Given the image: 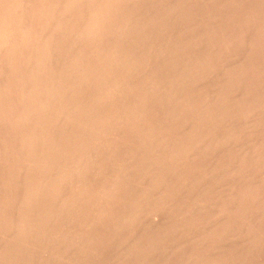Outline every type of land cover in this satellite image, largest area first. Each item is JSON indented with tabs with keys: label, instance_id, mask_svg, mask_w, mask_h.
<instances>
[{
	"label": "rangeland",
	"instance_id": "1",
	"mask_svg": "<svg viewBox=\"0 0 264 264\" xmlns=\"http://www.w3.org/2000/svg\"><path fill=\"white\" fill-rule=\"evenodd\" d=\"M45 1L51 2L53 0H48V1L45 0ZM57 1L55 0L54 3L55 2H57V4L61 3L58 6L56 4L57 8H59V7L61 8V5L63 4L64 0L63 1L57 0ZM105 1L107 2L109 0H105ZM118 1L112 0L111 4L108 2L109 8H107V9H106V7H108V4H105L106 2L103 3V6H105V7L101 6L102 5L101 2H104V0H82L77 5L74 4L76 7V8H74L75 12L78 15L81 14V12H82L81 15H83V17H89L90 14H95L96 11L93 10L94 12H92V9H95L98 11V13H96L98 15L95 14L94 17L96 18V16H97V18H98V16L102 15V13H101L102 10H100V9L105 8V9H103V11L107 12V10L112 9L111 5H114L113 6L114 10H112V11L116 10V12L117 11L119 12L122 10L120 13H122L124 11L123 14H120V15L124 16V17L122 16V19H124L126 22L125 21H123V22L125 24H127L128 29H129V30L127 29V26L124 29V31L125 30L129 31V33H127V32L125 33V36L129 35L126 37L127 40L123 39V36L120 35L119 32L116 33L118 38H114V37H116V35L114 36V32H112L113 31L112 25H110L111 29H108L109 30V32L107 33L108 36H104V37H106V38H104L106 40L101 39L102 41H100V40H98L99 38H96L97 42L100 41V42H98L99 44H97L99 46L97 48V51L99 49L104 54L105 52L108 51V49L106 50V48H105L106 46L111 47V48H112V46H114L113 47V49H114L115 44H116V45H118L116 47H119L120 49H121L120 46H122V47L125 46V48L123 47L121 49V51L123 50V51H127V53H132L134 50L135 53L133 52L132 55H134V56L138 55L137 57L135 56V58H137V59H134L135 60L134 63H136L137 65L140 64V65H138V67H136L137 66L136 64L134 65L136 68H138V70L136 71V72H138V74L137 73L135 75H134V73H132V74L129 73L128 75L126 74L127 79H125V78H123V79L128 80V81L126 82L127 84L125 83V84H123V86L121 85V90L119 89L120 85L118 87L115 85L116 82H112V81H114L113 76L110 77L111 78L110 80L108 78H106V76H105V79H106L105 84H102L100 82V84L98 85V83L96 82V84L99 87L102 86V89H101V87L99 89V87L95 84L97 86L98 92H99V90L100 91L105 90V89H103V85H104V87H107V89H106L107 91L110 89V91H108V92L105 91V92L109 93V95L107 93L106 94L110 97L111 102H109V100H107V102H108L107 103V102H105L106 99H102V101H99L100 106L98 105L99 107H101L100 109H99V107H93L90 105L91 103L89 101L93 98V97L91 98V96H90V98H91L90 100H86V101L84 100L83 101L84 98L86 99L87 93H88V95H87L88 99H89V94H91L88 90V87H89L90 91L92 90V87L89 86V84L91 82L90 81L88 82V80H90V79L93 80L96 77L95 78L92 77L89 79H88V77H86L87 79L83 78V81L87 80L86 81L87 83L84 81L85 82L84 84H88L86 86L84 84H81L83 82V81L81 82V80H79L80 83H74L73 82V81L76 82L78 79H82V77L80 78V76L77 78V76L72 75L74 78L77 79V80L72 79L73 81H71V78H69V80H67L66 78H68V77L65 78V76H64L63 78L60 77L61 81L59 80V84L57 83L58 85L56 86L55 84H56V82H58L57 81L58 78L57 79H54V78L56 76L57 77H59V76L56 74V71L54 70L56 76L54 77V75H53L52 77H54V78H51L49 76L50 78L48 80L54 79L55 82L51 81V80L50 81L53 82V84H54L53 86L57 87V89H55V87H54V89L56 90V92H55V90L53 89V86L50 85L49 81H46L48 77H43L44 75L41 74V76L40 75L38 76L40 81H41V79L46 78V80L43 79V81H41V82H46V85L48 86V84H49L53 90L52 91L51 87L48 86L51 90V93L46 94L48 87L46 86L47 87V89H46L45 85H43V83H42V84H39L41 86L39 89V86L37 85L39 82L37 80L38 78L36 77L37 79H33L34 75L32 74L31 71L28 70L30 65H31L30 63H29L30 65H29V64H26V62H23L20 60L18 61L19 63L17 65L19 66L20 62H22V65H20L21 67L20 66L19 67L21 69L23 68L22 70L20 69L21 73H22L21 74L19 72L20 76L19 75L17 76V74L16 75L13 74V75H11L10 79L9 78L7 79V81H5L6 79L3 77L4 75L0 76V86L1 85L3 86V87L2 86L0 87V89L2 90L0 93L3 94V95L2 94L0 95V103L2 105L4 104L3 106L0 104V106H1L0 108L3 110V111H1V109H0V116H1L0 117V125H1L0 129L2 130V131L0 130V132H1L0 133V135H1V137H0V140H1L0 141V145H1L0 150L2 152L4 151L3 155H4V153L5 154L8 153V155L10 157H12L11 159H9L8 158L9 156L7 157L6 156L7 154H6V155H4L5 157L3 156V159H5V160H3V162L2 161L0 162V163H6L9 159V161L7 163L10 164V162H11V164H12V165L10 164V166H8L6 163V165L3 164L4 167H0V170H1L0 175L2 176V178H4V179H2L3 181L0 180V182L1 183L3 182V184H7V185H2L0 183V190L3 189L4 193L2 192L3 190L0 192H2L3 196L8 194V196H6V198L8 197V201L10 202L9 204H7V206L5 208H7V207L8 208L10 207V209L13 208L11 210L8 209L9 213L14 211L15 214L17 213L16 216H18L19 207L22 206V203H23L22 202L23 201L22 196L24 197L23 191L25 188L22 189L21 194L19 193L20 195H18L17 192H20L21 191L20 189L22 187L28 185V179L25 176L28 175V173H29L28 169H27L29 166L28 165L29 163L27 162L28 166L25 164L26 162L21 163L22 162L21 160L25 161V159L27 158L26 157L24 159L26 151H25L24 147L22 146V144L25 141H27L26 139H32L34 137V135L31 133V131L34 132L36 136L37 135L40 136L38 138L35 136L37 138L36 140H40V139L43 140L44 137L45 138L48 137L50 139H55V137H57L55 141H59L58 140L59 138H61L60 141H62V139L64 137L63 142H66V141H69V142H76L77 141V142H79L81 140L84 141V139H86L85 141H87L88 139L90 141H95V140L98 141L99 140L98 138H102L99 141L101 142V140H102L106 144V145L103 144L104 147L102 149V153H101V151L98 152V154H100V157H102V158H100L96 152H95L96 154H94L93 151H95V150L90 149L92 151H88L87 153H92L95 156L97 155L98 157L92 156V154L91 155L90 154H88V155L84 154V155L86 158L89 157V155H90L91 157H89V158L91 160L93 158L94 159L96 158V162H94L95 161L94 159H93V161H91L89 158H87V160H88L87 161L85 157H77V158L75 157V159H74L76 161V159L81 158V159H78L79 162H81V161L83 162V160H84L83 164H85L86 167L88 166V164L91 165L90 168H92V169H90L88 166V168H87L88 173L86 174L87 179H84L80 175L82 177V179L79 180L80 177H78L77 173H80V172L82 173V170H79L80 172L78 171V169H81L82 165L80 167H77V169L75 170V172H77L76 173L77 176L75 175V177L73 178L76 181L73 180L74 181L73 182L74 187L72 185V181H70L71 182V188H75V191H77V192L79 190L83 191V190H85L84 188L87 186V184H88L87 187H89V186L91 187V185L93 183L96 184V186H97V185L101 184V183L98 184V182L101 181L102 183L105 184L104 187L107 190L106 191V194H107L106 197H108V198H106L104 196V194H105L104 190L105 189H103L104 194L102 192V194H103L102 196L105 198L101 197V195H100V197L102 199L99 198L100 200L99 201L97 200L98 202L97 201H95V203L93 202L95 205H96V203H98V204L102 203L103 205L102 204L96 205V207L98 206L97 209H99L101 207L100 208L101 210H97L96 207L91 202H90V204H88V205H90V207H92V206L95 207V211L97 210L96 213L98 215L95 214V211H94V213H93L95 215L94 218L96 219L97 222L94 221L95 222L94 223L93 220H95V219L91 216L88 219V221L86 222L88 224L87 226H85L86 224H84V223H83L84 225L82 226L76 220L79 219L80 217L82 218V216H83L80 214V212H81L80 209L84 208V207L81 208V206H83L82 204H87L86 201L89 203V201H91V199L87 200L86 198H83V201H81L82 199L79 198L80 201L76 200V202H74L75 206L72 204V206L70 208V205H69V208H70L69 211H71L72 214L74 212L73 218H75V221H71V222L76 223V224L78 223L79 225L82 226L81 227L82 229L80 227H78V225H76V224H75L76 227L74 228L73 223L71 224V225H73V227H71V225H67L68 223L70 224V222H68L67 220H65V222H67V223H64L63 225H66L67 228H71L70 231L73 229H76V228H78V229L80 228L78 230L77 235H80V233H81L82 236L80 235L79 237H75L73 235L75 238H79V239H73L71 241V243H72V245H74L75 243H77V244L79 243L78 246H80V247L76 248L75 247V246H77V244H76L74 246V248H75V250L80 249L81 251L84 248L83 252L85 250V247L87 248V246H88V249H87L88 253H86L87 255L85 254V252L84 253L82 252V253L84 255H86L85 260L88 258V256H90L87 259L88 263L87 262L84 263L83 262L84 258L80 255H77L79 253L78 251H80V250H77L76 255L80 256L77 258L73 252L74 249L72 248V253L76 257L73 259V262H75L74 260L77 259V261L73 264H80V263L81 264H91L90 262H92V264L93 263L94 264H96V263L97 264H99V263L108 264V261H109V264H120L122 262L126 264V262L127 263L131 262V260L133 258H135L134 260H132V261H135V262H133L134 264H136L137 262L139 263V261L140 262L143 261V262H141V264L142 263L147 264L146 262H148V261H145L146 259L149 260V262H151L152 264H178V263L179 264H195V263L196 264L197 263L198 264H203V263L204 264H225V263L226 264H264V258H263L264 257V240H263L264 239V0H181V1L180 0H148V1L147 0H139V1L135 0L136 2L134 0H128V1L127 0H125V1L118 0ZM155 1H156V4H155ZM66 2H64V5ZM110 2H111V0H110ZM113 2L116 3V5ZM132 2H134V3H132ZM86 3H87V5H86ZM94 3H95V5H94ZM122 4H123V6H122ZM98 5H99L100 9L97 8ZM136 5H137V7H136ZM142 5H144V6L142 7ZM115 6H116V8H114ZM119 6L122 8H120ZM93 7H95V8H93ZM199 7H201V8H199ZM188 8H189V10H188ZM88 9H90L91 11ZM128 9H129V11H127ZM154 9H156V10H154ZM87 10L90 11L89 15H88ZM110 11L111 10H109L108 11L109 13L107 12V14H110ZM56 12L59 16V13L60 14L63 13L62 8H61V10L60 9L56 10ZM136 12H137V14H136ZM186 12H188V13H186ZM76 13H74V15H76ZM57 14L56 15L52 14L53 19L55 17H57ZM65 14L67 16H65ZM156 14H157V16H156ZM68 15H70V16H68ZM71 15H72V17H71ZM74 15L69 14V13L67 14L65 12L63 19H65V18L66 19L63 20L61 18L63 16V14H62V16L57 17L58 19L61 18L62 21L57 20V18H55V20H54L55 22H52L53 20H51V22H50L51 27L53 26L52 23H54V25H55L57 22L61 23V24L65 23L68 25V23L74 21V19H75ZM78 15L76 17L77 22L81 21L83 19V17L81 15H79V16ZM91 16H93V15H91ZM70 17L72 19H70ZM78 18H81V19H78ZM69 20H72V21H69ZM83 20L86 21L87 18H84ZM162 20L164 23L161 22ZM141 21H143V22H141ZM75 22H76V19H75L74 23ZM144 22H145V24H144ZM155 22H157V23H155ZM163 26H165V27H163ZM36 28H37V26H36ZM41 28L42 27H40L39 29L37 28L38 30H37L36 34L33 33L31 36L32 38L29 39L30 42L32 41L33 43L30 44L29 50L26 51L27 56L34 54L37 51L39 52L38 49H40L42 47L43 42H44V41L42 42L41 40L43 39L46 41L47 39H50L47 36V34L54 36L53 38H56L55 39L56 42L58 41L57 38H59L61 36V34L59 35L58 32H56V34H55V32H52V33L50 32V34L46 33V32H49V31H47L48 29L46 28L47 30L45 31V30H41ZM134 28H135V30H134ZM178 28H180V29H178ZM187 29H189V30H187ZM44 31H45V33H44ZM180 31H181V33H180ZM110 32L112 34H110ZM205 32H207V34H205ZM191 35H193V36L191 37ZM70 36L74 37L72 34ZM125 36H124V38H125ZM72 37H69V35L66 37V38L71 40L72 44H74V47L76 46L75 48H73L71 46L72 44L70 45L72 48L70 50V55L67 54V55H69V57L71 56V53L72 54L74 53L73 56L78 54L79 53V47H81L82 46L81 43H83V40L81 41V39L79 38V41H78L76 38L77 45H75L76 41ZM119 37H120V39H119ZM136 37L138 38V40ZM188 37H189V39H188ZM90 38L92 39V36H90L88 39H90ZM178 38H181L182 40L178 39ZM117 39H119V41ZM38 40H40V41H38ZM115 40H117V42ZM62 41H63V39H61V42L59 45L63 44ZM80 41H81V43H80ZM103 41H105L106 45L104 44ZM107 42H109V43H107ZM132 42H135V44ZM119 43H122V45H120ZM169 43H171V44H169ZM39 44H42V45H40L41 47L39 46ZM78 44H81V45L79 46ZM181 44L183 46H181ZM128 45H130V46H128ZM133 45L138 50L136 48H133ZM151 45L153 46V48ZM100 47H102V48H100ZM128 48H129V50H128ZM72 49L73 50L78 49V52H73ZM30 50H32V52L34 51V53H31ZM146 50H147L148 54H147ZM154 50H155V54H154L155 56L153 55ZM28 51L30 52L29 54H28ZM64 51H65V52H63L64 54H61L62 58H64L63 60H62V58L60 60V58L55 59V56H54V58H53V56H50L51 57L50 59H53L54 63H55L54 64L51 61L52 62L51 65H53L52 67L54 69L57 66L59 67V65L61 66V64L58 63L59 61H61V63H62V62H65L64 61L65 58L67 59V56L64 57V55H66L65 54L66 50H64ZM156 51H157V54H156ZM191 51H192V53H191ZM142 52L145 56L142 54ZM178 52L179 53L182 52V53L179 55ZM211 52L213 55L211 54ZM20 53L23 55L25 53V51L23 53V50H22V52H20ZM123 53H125V52H123ZM88 54L91 56L87 55V53H86L87 56L85 55V57H89V59L92 57V55H93L92 58L95 57L93 53H88ZM24 56H26V55L24 54ZM59 56H57V57H59ZM134 56H132V59L134 58ZM158 56H159V58H158ZM175 56H176V58H174ZM179 56H180V58H179ZM57 59H59V60L57 61ZM94 59L93 60L91 59V60L94 61ZM168 59H169V63H168ZM172 59H174V60H172ZM201 60H202V62H200ZM205 60H207V61H205ZM174 62H175V64H174ZM157 63H159L160 66L157 65ZM191 63H192V65H191ZM24 64H26V67L23 66ZM54 65H57V66H54ZM139 66H141V68ZM19 67H17V68H19ZM24 67L27 69L24 70ZM162 67L164 69H162ZM191 69H192V71H191ZM23 70H24V72H23ZM27 71H29V72H27ZM50 72H53V71L50 70ZM174 73H176V74H174ZM196 73H198V74H196ZM117 75H120V73ZM141 75H142V77H141ZM13 76H15L14 77V81L16 80L15 83H14V81L11 80V79H13ZM98 77H100V76H98ZM177 77H178V79H177ZM180 77H183L184 79H182ZM196 78H198V79H196ZM1 79H2V81H1ZM24 79H26V80H24ZM62 79L65 82L64 87H65V85L66 86L68 85L66 83V81L68 83H69V81H71V83L73 82L76 89L78 86L79 87L82 86L80 90L83 94L80 92V90L78 91V90L74 89V86L72 84H71L73 86L72 89H70L71 86L69 87V85H68V89H66V87H65L66 90L62 89V87H60V86H62L61 85ZM193 79L195 82L193 81ZM27 80H29V81H27ZM129 81L132 84H130ZM32 82L35 83L37 86L34 85ZM41 82H39V83H41ZM208 82H210V83H208ZM93 83H94V80H93ZM93 83L90 85H93V87L95 89L96 86ZM154 83L156 85H154ZM158 83H160L161 85H158ZM170 83H171V85H170ZM19 85H21L22 87ZM33 85L36 86V89ZM144 85H145L146 89H145ZM171 86H173V87H171ZM20 87H21L22 91H21ZM26 87H27V89H26ZM79 87H78V89H79ZM84 87H85V89L87 87V89L85 90ZM124 87H125V89H124ZM129 87H131V89H129ZM154 87H155V89H154ZM166 87L168 90L166 89ZM187 87H188V89H187ZM12 89H16V90H12ZM82 89H84V91H82ZM148 89H150V90H148ZM169 89H171V90L169 91ZM30 90H32V91H30ZM95 90H93V93H95V94L92 93L91 94L92 96H94V95H96V93H98ZM154 90H155V92H154ZM64 91H67L68 95H70L72 93H73V95H70V97H68L67 92L64 93ZM103 91H102V94H104L105 95L104 97L107 98L108 96ZM20 92H21V94H19ZM85 92H87V93L85 94ZM114 92H116L115 93L116 95L115 94L113 95ZM58 93H61V95H59ZM77 93H80V97L82 98V101L79 99L80 98L79 96H78L79 98L77 97ZM183 93H185V94H183ZM18 94L22 95L24 97V99L22 98V96L20 97ZM64 94H66V95H64ZM74 94H76V96H74ZM129 94L132 96H130ZM187 95H189V96H187ZM192 95L193 96L195 95V96L193 97ZM199 95L201 98H199ZM28 97H29V99H28ZM51 97H52V99H51ZM181 97H183V98H181ZM184 97H186L188 100ZM16 98H18L19 100ZM41 98H43V99L45 98V99H49V100H46V102H45ZM118 98H120V99H118ZM39 99H41V100H39ZM117 99L121 100V103L123 102L121 107H120V105H119L120 103L118 102ZM123 99H125V100L123 101ZM4 100H6V101L10 100V101L6 102ZM23 100H25V101H23ZM29 100H31L30 103L29 102L27 103V101H29ZM33 100L35 102H44L47 104H49V102H50V104L54 103V101H55V103L58 102L57 104L63 103L62 105L65 104L67 106L66 107H60L59 109H56V111H55V109L53 110V107L55 104L54 103L53 106L51 107L52 109L46 107V109L43 110L48 114L47 115L43 112L44 113V116H43L37 112H32V110L30 111V109H28L31 106L30 104L34 103ZM52 100H54V101H52ZM103 101L105 102L104 104H106V105L103 104ZM116 101H117V103H119L118 105H116L117 104ZM189 101H191V102H189ZM112 102L114 104H112ZM163 102L166 104H164ZM109 103L112 104L113 108L114 109L116 108L117 110L115 109L116 110L115 111L113 108L111 109L112 105H109ZM125 103L128 106H130L131 104H133V105L130 106L129 108H128V106H126L127 107L126 108L124 105ZM26 104L27 105L29 104L30 106L29 105L27 106ZM57 104H55V107ZM102 104L104 106H101ZM144 104H145V106H144ZM169 104H171V105H169ZM24 105H26L28 107V108L26 107V109H28L29 112H28V110H26V112H24L25 111ZM105 106H106V108H105ZM102 107H103V109H102ZM143 107L144 108L146 107L145 109H147V110H145ZM168 107H170V108H168ZM6 108H8V110ZM61 108H62V110H61ZM78 108L79 109L81 108V109L79 110ZM68 109H71L73 112L71 113V110L68 111ZM122 109H124V110L122 111ZM135 109H136V112L138 113L137 116H136V112L134 113ZM21 110L24 114L30 113L28 115H31V114L32 115L28 116L29 118L25 119L23 117L24 114L21 113ZM59 110L61 112L65 110L66 112L65 111L62 112L63 115H61L62 113L59 112ZM125 110H126L127 114L125 113ZM117 111H119L118 113H120V114H117ZM120 111H122V113ZM128 111H129V113H128ZM140 111H142V113ZM1 113H2V115H1ZM36 113L38 114V116H40V118L35 119V118H37V117H34V115ZM65 113H67L66 114L67 116L65 115ZM73 113H75L74 115H76L75 116L76 118L78 116V118L81 120L84 117V115L88 116L89 118L84 117L82 122L80 120L81 123L80 122L78 123L79 120H76V118H74ZM93 113H95V114H93ZM123 113H125L124 117H123ZM78 114H81V115H78ZM96 114H97V116H96ZM107 114L108 115L113 114V115L110 118V115L107 116ZM114 114H115V116H114ZM50 115H54L55 117L54 116L51 117ZM64 115L68 118L66 119V117H64ZM71 115L73 116V118ZM20 116H21V118H20ZM41 116H43V117H41ZM117 116L120 117V119ZM22 117L25 120H27V124H26V122H24L25 120L23 121ZM25 117H27V116H25ZM30 117H32V118H30ZM33 117H34V119H33ZM99 117H102V119L100 118L101 119L100 120ZM122 117H123V119H122ZM136 117H137V119H136ZM1 118H3V119L5 118L6 120L5 119L2 120ZM71 118L74 119V122L71 120ZM112 118L114 120H112ZM126 118H128V119L126 120ZM129 118H130V120H129ZM8 119L10 121H8ZM40 119L45 120V122H44L45 125L43 124V121H41ZM18 120L19 121L21 120L22 122L20 121L21 122L20 123ZM89 120H90L91 124H92V122L93 123L97 122V123H95L94 125L92 124L93 126L87 127V125H91L90 123H88ZM115 120L117 121V124L115 123ZM3 121H5V122H3ZM33 121H35V122H33ZM66 121H68L69 123ZM83 121H84V123L85 122H87V123H85V125H83L84 124ZM99 122L103 123L105 126H103V124L102 125L98 124ZM128 122H130L131 125ZM3 123H4V126H3ZM113 123H115V124L113 125ZM50 124H51V129H50ZM52 124H53V126H52ZM13 125L15 127H13ZM23 125L26 127H23ZM47 125L49 128H47ZM60 125H61V127H59ZM72 125L73 126L76 125L77 128H75L76 126L73 127ZM112 125H113V127H112ZM122 125L124 126V128L122 127ZM20 126H22V127H20ZM30 127H31V129H30ZM69 127H71V128H69ZM94 127H97V128H95L96 134H94V130L92 129ZM117 127H118V129L115 130L114 128H117ZM153 127H154V129H153ZM88 128L91 129L93 132L91 131L92 132L91 133ZM143 128H144V130H142ZM195 128H196V130H195ZM44 129H46L47 131H44ZM74 129L75 130L78 129V130L75 132ZM79 129H82V130L84 129V130L80 131ZM87 129H88V131H87ZM96 129H101L102 132H100L101 130L98 131L99 135L105 134L106 137H104V136L100 137L98 135ZM41 130H43V132L44 133L46 132V133L44 135H42L43 132ZM114 130H115V132H114ZM150 130H151V132H150ZM199 130H202V131H199ZM51 131L52 132L55 131V132L52 133ZM62 131H63V133H62ZM204 131H205V133H204ZM29 132L31 133V135H33L32 138H30L31 135L26 136L27 133L29 134ZM153 132H155V133H153ZM185 132L187 134H185ZM189 133H190V135L191 134L192 135L190 136ZM50 134H52V135L50 136ZM132 134H134V135H132ZM62 135H63V137H62ZM65 135H69L70 137L65 136ZM78 135H80V136L78 137ZM88 135H91V136H88ZM92 135L95 138H96V136H98V138L94 140V137ZM154 135H155V137H154ZM5 136H8V137H5ZM25 136H26V138L24 139ZM86 136L88 137V139ZM149 136H150V138H149ZM9 137L11 140L9 139ZM65 137L66 138L69 137V138H67L69 140H66ZM77 137L80 139H78ZM48 138L46 140H49ZM70 138H72V139L76 138V139L72 141V139H70ZM90 138H92V139H90ZM129 138H131V139L129 140ZM19 139L24 140V142L20 141ZM34 139L35 138H33V140ZM153 139L156 142H154ZM18 140H19V142H18ZM114 140H116L117 142ZM152 140H153L154 144L152 143ZM157 140H159V142ZM200 140H202V141H200ZM49 141H53V140H49ZM108 141L110 143H112V142L113 143L110 144V143H108ZM148 141H151V142H148ZM1 142H2V144H1ZM20 142H22V144ZM226 142H228V143H226ZM18 143L20 145H17ZM114 143H116V144H114ZM10 144L13 146H10ZM17 146L18 147L20 146L21 148L18 149ZM156 146H157V148H156ZM164 146H166L169 149H167ZM175 146H176V150H175ZM208 146H209V148H208ZM15 147H16V149H15ZM170 147H172V148H170ZM228 147H229V149H228ZM5 148L8 149V151L5 150ZM106 148L108 150H110L109 152L111 153V157L113 156L112 158H110V160H109V158H107L110 156V154H109V152H107V154H106V151H107ZM178 148H182V149L177 150ZM17 149L21 152H19ZM21 149H23L24 152H22ZM163 149H165V150H163ZM16 150H17V152H16ZM133 152H134V154H133ZM18 153H19V155H18ZM20 153H22V154H20ZM112 153H114V155ZM144 153H145V155H144ZM173 153H175V154H173ZM27 154H26V156H27ZM102 154L107 155L106 161L105 160L102 161L103 159H105V156H106V155L102 156ZM180 154L182 157L180 156ZM20 155H23L24 157L22 158V156H20ZM171 155H172V157H171ZM173 155L175 157H173ZM186 155H188V156H186ZM205 155H207V156H205ZM144 156H145V158H144ZM194 156H195V158H194ZM203 156H205V158H207V159H205ZM17 157H18V159L16 160ZM13 158H15L16 161ZM99 158L101 159L102 162H105L104 164H106V165H108L106 163L107 160H108V163H112V165L109 164L108 167L106 166L107 168L105 167L107 170L110 168L109 172L103 166V168H104V169H102V170H104L103 172L105 174L106 173L110 174V175L106 174V177L104 180L102 178H104L103 176H105V174H102L103 172L100 174V170L97 166V165H99L97 163V161L100 162ZM201 158H202V160H201ZM97 159H99V160H97ZM111 159H113V161ZM146 159H148L149 161L148 160L146 161ZM196 159H198V160H196ZM11 160H13V161H11ZM141 160H142V162H141ZM171 160H173V161H171ZM17 161H19V163ZM209 161H211V162H209ZM86 162H88V164H86ZM191 162H193V163H191ZM13 163H14V165H13ZM93 163H95L96 166ZM15 164H19L21 166L20 167L18 165L19 166L18 168H22V169L25 167H27V168H25V171L24 170L21 171L19 169L21 172H19L17 170L18 168H16V170H14V172H12L10 176L14 177L13 173H15V171H17V173H19L20 176H18V174L15 173L16 174L15 177L14 178L12 177V179H11L9 174H7L10 177V179H8L9 177L7 175L5 176V174L7 173V169H9L11 167H13V168L17 167V165H15ZM116 164L117 165L119 164L118 167ZM126 164L128 166H126ZM147 165H149V166L151 165L153 167H151V166L149 167ZM222 165H223V168H222ZM5 166H7V167H5ZM111 166H113V168ZM119 166H122V168ZM219 166H221V167H219ZM86 167L83 166V168H86ZM140 167H142V169ZM143 167H144V169H143ZM111 168H112V171H111ZM200 168H201V170H200ZM26 169H27V171H26ZM114 169L115 170L117 169V170L115 171ZM119 169H120V171L122 170L121 171L122 174H120V171H118ZM138 169H139V171L141 170L140 172H144V174H146L147 176L144 175L143 173L140 174ZM213 169H215L216 171L215 170L213 171ZM142 170H144V171H142ZM92 171H94V173ZM166 171H167V173H166ZM169 171L172 172L174 176H172L171 175L172 173H169ZM112 172L114 175H112ZM151 172H154V173H151ZM2 173L4 175H2ZM25 173H26V175H25ZM123 173L125 176L123 175ZM93 175H94V177H93ZM177 175H179V176H177ZM3 176H5L6 179ZM22 176H24V178ZM123 176H124V178H123ZM158 176H159V180L157 179ZM196 176H198V177H196ZM18 177L21 180H19V179H18L19 181L16 180ZM76 177L79 178L78 181L81 182V185L76 184V183H78L77 179H75ZM107 177L108 178L110 177L109 179L111 181H107V180H109ZM125 177H127V178H125ZM141 177H142V179H141ZM221 177H223V178H221ZM13 179L15 182L13 181ZM24 179L27 180V183ZM89 179H90L91 183L88 182ZM99 179H101V180H99ZM155 179H157V181H155ZM119 181H120V183H119ZM153 181H155V183ZM82 182L83 183L87 182V184H82ZM116 182H117V184L119 183L118 187L116 185H114V184H116ZM148 182H149V184H148ZM152 182H153V185H152ZM69 183H67V186L70 185ZM16 185L19 186V187H17V189H15ZM82 185H84V186H82ZM145 185H147V186H145ZM12 186H14V187H12ZM67 186L63 189L64 194L67 196H69V194L74 196L76 194V193L73 194L74 189L70 188L71 190H69V187H67ZM78 186H80V187L82 186L84 188H82V187L80 188ZM131 186H133V187H131ZM6 187H8V188H6ZM77 187L79 190H76ZM140 187H141V189H140ZM154 187H156L157 189H155ZM247 187H248V189H247ZM119 188H120V190H119ZM114 189H116L115 191H117V192H114ZM144 189H146V190H144ZM15 190L17 192H15ZM18 190H20V191H18ZM26 190H27V187H26ZM26 190H25V192H26ZM149 190L151 191V193ZM5 191L7 192V194H5ZM13 192H14V194H13ZM112 192H114V193L112 194ZM22 193H23V195H22ZM153 193H155V194L157 193V194L155 195ZM9 194H12V197ZM15 194H17L18 196ZM138 194H140L143 199ZM150 194H153L151 196H154V197L153 198H151V196L148 197ZM113 195H114V198H113ZM129 195H133L134 198L132 199L131 197H133V196L130 197ZM16 196H17V198H15ZM135 196H137L138 199ZM144 196H146V197L144 198ZM122 197H124V199ZM129 197L131 198L130 199L131 201L132 200H135V201L131 202L129 200ZM117 198H119V199L117 200ZM147 198H148V202H147ZM167 198H168V200H167ZM16 199H18V200L16 201ZM121 200H123V201H121ZM113 201H115V202L113 203ZM137 201H139L138 204H137ZM145 201H146V203H145ZM166 201H167V203H166ZM129 202L132 204H130ZM133 202H135L136 204H134ZM149 202H153V203L151 204ZM193 202H194V204H193ZM205 202H207V203H205ZM59 203H61V202H58L57 205H60ZM128 203L130 205H128ZM154 203L155 204L159 203V205L161 203H163L164 205L163 204H161V205L164 207L161 206V208H159V210L157 209L159 212L156 209H153L154 212L143 211L145 209L146 210L151 209L152 205L154 206ZM18 204H21V205H18ZM76 204L77 205L79 204L78 205L79 208L76 207L77 206ZM141 204H142V206H141ZM205 204H207V205H205ZM216 204H217V206H216ZM15 205H17V206H15ZM137 205L138 206L140 205L142 208L137 207ZM62 206H64V205H62ZM62 206L60 205V207H58V206H56V207L62 209L63 208ZM129 206H130V208H128ZM147 206H149V208ZM17 207H18V209H16ZM72 207H73V210H71ZM143 207H145V208H143ZM75 208L78 210H76ZM106 208H107V212L105 211ZM133 208L136 210V211L134 210L135 211L134 216H137V215L139 216V214H140V216H139V218L135 217V219L132 220L134 222V224L131 222V225L133 224V226H129V225L127 226L125 222L128 219V216L130 215L134 218L133 214H131V211ZM138 208L143 212H140L139 214L136 215V213L140 211ZM127 209H128V211H130V212H128L130 214H128V213L125 214L127 212ZM102 210H103V213L105 211V213L103 215H102V213L100 214V211L102 212ZM114 210H116V211H114ZM123 210H125V211H123ZM155 210H156V212H155ZM161 210H162V212H161ZM78 211H80V212H78ZM134 211H132V212L134 213ZM168 211H170V213H167ZM121 212L122 213L124 212L123 215L125 214V217L127 218L126 220H125V217L122 216ZM163 212L164 213L166 212V213L164 214ZM14 213H13V216H14ZM81 213H83V211ZM108 213L111 215L113 214L112 216L114 218L111 215H109ZM148 213H150L152 218L149 217L150 215L148 216ZM75 214H76V216H75ZM142 214H144V215H142ZM152 214H153V216H157V217H153ZM77 215H79V216H77ZM96 215L98 217L100 216L99 220H98V217ZM102 216H104V217H102ZM130 216H129V220L132 218ZM181 216L182 217L184 216L185 219L182 218ZM120 217L122 219H120ZM13 218L17 219L18 217H16V218L13 217ZM111 218L113 220H111ZM116 218H118V219H116ZM140 218H141V220H140ZM194 218H195V220H193ZM90 219H93V220H90ZM100 219H101V221H100ZM107 219L109 220V222ZM189 219H191V220H189ZM116 220H117L118 224L120 222L122 223V226H123L122 229H124V231L126 230L125 232L123 230H120L121 232H119V229H117L118 231L117 230L114 231L118 226V224L116 223ZM103 221H105V222H103ZM110 222L111 223L113 222V224H116L117 226L112 225ZM97 223H98V225H97ZM107 223H109V225ZM123 223L129 229L127 227L125 228ZM128 223L130 224V221ZM177 223H178V225H177ZM94 224H96V225H94ZM145 224H147L148 226ZM154 224H155V226H154ZM90 225H93L95 227L90 226ZM212 225H213V227H212ZM243 225H244V227H243ZM138 226L140 228H138ZM178 226H179V228H178ZM205 226H207V228H205ZM89 227H91V228H89ZM118 227L120 228L121 224ZM159 229H162V230H159ZM203 229H204V231H203ZM86 230L89 232H87ZM149 230L151 232H149ZM173 230H174V232H173ZM70 231H69V233H70ZM112 231L115 232L116 234H118L120 237H118V235H116L117 237L114 236L115 233H113ZM160 231H161V233H160ZM168 231H170V232H168ZM175 231L178 233H176ZM192 231H194V232H192ZM76 232H77L76 230L72 231V233L75 235H76ZM69 233H68V236H69ZM72 233H70V234L72 235ZM130 234L132 235L133 239H131L132 237L130 236ZM151 234L154 235V237L155 236L156 237L152 238L153 236ZM167 234H168V236H167ZM182 234H183V236H182ZM196 234H198V235H196ZM9 235H12L14 237V232H10V234L8 233L7 237H6L7 239H5V236L3 239H0V241H1L0 245H2V243L4 242L2 245L3 248L0 246V251L2 249L3 250L6 249L7 248L6 246L11 245L12 239H11V237L9 238ZM86 235H88L89 239H86L87 238ZM150 235H151V237H150ZM157 235H159V236H157ZM83 236L85 237V239L80 238V237L83 238ZM121 236H123L124 238L126 237V238L123 239V237H121ZM127 236H130V238L128 237L129 240L127 239ZM136 237H138L141 240L143 239L144 241H146V244H143L144 241L143 240H142L143 242L141 240L139 241ZM144 237L146 239H144ZM163 237H164V239H163ZM119 238H122V239H119ZM158 238H160L161 241ZM186 238H188V239H186ZM147 239H150V241H152V242L154 241V242L153 243L149 242V240H147ZM137 240L140 242V244H139V242H136ZM147 241L149 242V244ZM184 242H186V243H184ZM80 243L82 244L83 247L81 246ZM137 243L139 244V247L142 248V250H139L140 248H138ZM141 243H142V245H141ZM165 243H166V245H165ZM130 245H132L133 248ZM136 246H137V248H136ZM147 246H149V247H147ZM81 247H82V249H81ZM120 247H121V249L119 250ZM134 247L137 250H135ZM171 247H172V249H171ZM122 248H124V249H122ZM7 249H6V251L5 250L1 251V253L2 252L3 253L8 252ZM117 249L121 253H119V251ZM125 249H126V251L132 249L129 251V253L131 251H133L132 253H130L131 255L140 251L138 253L141 254L140 256L143 255L142 258H144V256L147 253L146 259L144 258L142 260V258L139 256L138 253H137L138 256H137V254L136 255L134 254L135 257H131V255L128 252L123 251ZM45 251H47V253H49L48 250H45ZM45 251H41V253L43 254ZM205 251H207V252H205ZM219 251H220V253H219ZM142 252L144 254H142ZM165 252H166V254H165ZM195 252H197V253H195ZM75 253H76V251H75ZM40 254L38 256H40ZM42 254H41V256H42ZM121 254H122V256H123V254L124 255L127 254V259L125 256H124L125 258H122V257L120 258L119 255H121ZM160 254H161V256H160ZM0 255H2V254H0ZM45 255H46V253H44V256H42V257L40 256V258L41 259H43V257L45 258ZM48 255H49V258L43 259L44 263L46 262V259L48 261H52V260H49L51 255L47 254V256ZM96 255L99 257H97ZM134 255H132V256H134ZM149 255H150V257H149ZM212 255H213V257H212ZM67 257H68V255H66L65 261H67L66 260ZM105 257L109 258V259L107 260ZM128 257L131 258V259H129L130 261L128 260ZM153 257H154V259H153ZM40 258H38V259L35 258L34 264H38L39 262H40V264H41V262L43 263V260H41ZM81 258H83V259H81ZM139 258H141V259H139ZM208 258H209V260H208ZM99 259H102V261L101 260L99 261ZM121 259H124V260H121ZM69 260H71V259L68 257L67 262H69ZM110 260H111V263H110ZM37 261H38V263H37ZM144 261H145V263H144ZM1 262H3V261L0 260V264H1ZM70 262H69V264H71ZM149 262H148V264H150ZM160 262H162V263H160Z\"/></svg>",
	"mask_w": 264,
	"mask_h": 264
},
{
	"label": "bare ground",
	"instance_id": "2",
	"mask_svg": "<svg viewBox=\"0 0 264 264\" xmlns=\"http://www.w3.org/2000/svg\"><path fill=\"white\" fill-rule=\"evenodd\" d=\"M41 0H0V76H3L6 80L5 81H7V79L9 78H11V75H13V74H17V76L19 75L20 76V73H21V70L23 69H21L20 67V65H22V62H20V67L17 65L19 62V60L20 61H23V62H26V64H29L30 65V67H29V71H31L32 72V74L34 75V77H33V79H37L39 82H41V81H43V77H48L47 78V80H46V78L44 79V80H46V81H49V83H50V85H54L53 84V82H51V81H54V79H57V81L58 82H56V86L59 84V80L61 81V79H60V77L61 78H63L64 76H65V78L66 77H68V78H66L67 80H69V78H71V81H73V80H77L76 78H74L72 75H74V76H77V78L80 76V78L82 77V79H78L76 82L75 81H73L74 83H80V81L79 80H81V82L83 81V78L84 79H87L86 77H88V79L89 78H92V77H96L95 79H93L94 80V83H93V80H88V82L90 81L91 83L90 84H96V82L98 83V85L100 84V82L102 83V84H105L106 83V79H105V76H106V78H108L109 80L111 79L110 77H112L113 76V79H114V81H112V82H116L115 83V85L116 86H118L119 87V85H120V87H119V89L121 90V85L123 86V84H125L128 80H125V79H127V77H126V74L128 75L129 73H134V75L137 73L138 74V72H136L137 70H138V68H136V67H138V65H140V64H136V63H134V59H137V58H135V56L137 57L138 55H132L133 54V52H134V50H133V52L132 53H127V51H123V52H125V53H123L122 51H121V49L124 47L125 48V46H120V45H122V43H119L120 45V47H121V49L119 48V47H116V46H118V45H116L115 44V48L113 49V47L114 46H112V48L111 47H105L106 48V50L108 49V53L107 52H105L104 54L98 49V51H97V48L99 47L97 44H99L98 42H100V41H102L101 39H103V40H106V39H104V38H106V37H104V36H108L107 35V33L109 32V30L108 29H111L110 28V25H112V29H113V31L112 32H114V36L116 35V37H114V38H118L117 37V34L116 33H118L119 32V34L120 35H122L123 36V39H126L127 40V36H129V35H127V36H125V33L127 32V33H129V31H127V30H125L124 31V29H125V27L127 26V24H125L123 21H125L124 19H122V16L120 15V14H123V12L122 13H120L121 11H117L116 12V10L115 11H112V10H114L113 9V6L114 5H111V8L112 9H109V10H111L110 11V14H107V12L109 11V10H107V12H104L103 11V9H105V8H99V5L102 3V7H105V6H103V3H105L106 1L104 0V2H101L98 6H97V8L98 9H100V10H102L101 11V13H102V15L101 16H98V18H97V16H96V18L94 17V15L96 14V13H98V11L97 10H95V9H92V12H94V11H96L95 12V14H90L89 15V12L91 11L90 9H88V10H90V11H88L87 10V12H88V15H89V17H83V15H81L82 14V12H81V14H79V15H81L82 17H83V19L84 18H87V20L85 21V20H81V21H78L77 22V13L75 12V9L74 8H76L75 7V5L74 4H78L80 1H82V0H64V2H66L65 3V5H64V2H63V6L61 5V8H62V11H63V16H62V14H60L59 13V16H62L61 18L63 19L64 18V13L66 12L67 14L69 13V14H73L74 15V13H76V15H74L75 16V19H76V22L74 23V21H75V19H74V21H72V20H69V21H72V22H70V23H68V25L67 24H61V23H56L55 25H54V23H52L53 24V26L51 27V24H50V22H51V20H53L52 22H55L54 20H55V18H57V17H59L58 16V14H57V12H56V10H61V8L59 7V8H57V6L58 5H60L61 3H59V4H57V2H55L54 3V1L55 0H53V1H51V2H46L45 0H42L41 2H40ZM48 1V0H47ZM60 1V0H59ZM63 1V0H62ZM78 1V2H77ZM118 1V0H117ZM123 1H125V0H123ZM128 1V0H127ZM135 1V0H134ZM139 1V0H138ZM148 1V0H147ZM181 1V0H180ZM77 2V3H76ZM111 4L112 3V0H111V2H110V0L109 1H107L105 4H108V7H106V9L107 8H109V3ZM119 2V1H118ZM136 2V1H135ZM176 2V1H175ZM178 2V1H177ZM183 2V1H182ZM185 2V1H184ZM188 2V1H187ZM43 3V4H42ZM114 3V2H113ZM132 3H134V2H132ZM143 3V2H142ZM145 3V2H144ZM153 3V2H152ZM151 3V4H152ZM163 3V2H162ZM56 4H57V6H56ZM115 5H116V3H114ZM150 4V5H151ZM155 4H156V1H155ZM176 4V3H175ZM182 4V3H181ZM192 4V3H191ZM86 5H87V3H86ZM94 5H95V3H94ZM119 5V4H118ZM141 5V4H140ZM149 5V4H148ZM177 5V4H176ZM122 6H123V4H122ZM144 5H142V7H143ZM152 6V5H151ZM158 6V5H157ZM180 6V5H179ZM79 7V6H78ZM120 7V6H119ZM131 7V6H130ZM129 7V8H130ZM136 7H137V5H136ZM135 7V8H136ZM141 7V8H142ZM149 7V6H148ZM160 7V6H159ZM89 8V7H88ZM93 8H95V7H93ZM114 8H116V6L114 7ZM120 8H122V7H120ZM125 8V7H124ZM140 8V9H141ZM150 8V7H149ZM152 8V7H151ZM154 8V7H153ZM172 8V7H171ZM199 8H201V7H199ZM78 9V8H77ZM76 9V10H77ZM185 9V8H184ZM94 10V11H93ZM120 10V9H119ZM125 10V9H124ZM142 10V9H141ZM146 10V9H145ZM154 10H156V9H154ZM153 10V11H154ZM183 10V9H182ZM188 10H189V8H188ZM127 11H129V9L127 10ZM54 12V13H53ZM56 12V13H55ZM147 12V11H146ZM178 12V11H177ZM176 12V13H177ZM182 12V11H181ZM109 13V12H108ZM131 13V12H130ZM141 13V12H140ZM143 13V12H142ZM148 13V12H147ZM186 13H188V12H186ZM191 13V12H190ZM52 14H57V17H55L54 19H53V16H52ZM125 14V13H124ZM136 14H137V12H136ZM144 14V13H143ZM182 14V13H181ZM78 15V16H79ZM91 15H93V16H91ZM96 15H98V14H96ZM130 15V14H129ZM170 15V14H169ZM65 16H67L66 14H65ZM68 16H70V15H68ZM127 16V15H126ZM136 16V15H135ZM156 16H157V14H156ZM250 16V15H249ZM71 17H72V15H71ZM70 17V19H72ZM81 17V18H82ZM124 17V16H123ZM162 17V16H161ZM61 18H57V20H61ZM81 18H78V19H81ZM148 18V17H147ZM184 18V17H183ZM66 19V18H65ZM65 19H63V20H65ZM141 19V18H140ZM143 20V19H142ZM145 20V19H144ZM175 20V19H174ZM36 21V22H35ZM62 21V20H61ZM129 21V20H128ZM153 21V20H152ZM167 21V20H166ZM36 24H35V23ZM66 22V21H65ZM126 22V21H125ZM141 22H143V21H141ZM159 22V21H158ZM161 22H163V20L161 21ZM177 22V21H176ZM182 22V21H181ZM191 22V21H190ZM63 23V22H62ZM112 23V24H111ZM155 23H157V22H155ZM164 23V22H163ZM185 23V22H184ZM189 23V22H188ZM34 24V25H33ZM144 24H145V22H144ZM152 25V24H151ZM194 25V24H193ZM36 26H37V28L39 29L40 27H42L41 28V30H47V31H49V32H46V33H49L50 34V32L52 33V32H55V34H56V32H58L59 33V35L61 34V36L59 37V38H57L58 39V41L56 42V38H53L54 36H51V35H48L47 34V36L50 38V39H47L46 41L45 40H41L42 42H43V45L42 44H39V46L40 45H42V47L40 48V49H38L39 50V52L37 51L36 53H34V51L32 52V50H30V52L31 53H34V54H31V55H28L27 56V50H29V46H30V44L31 43H33L32 41L30 42V38H32L31 36H32V34L34 33V34H36V32H37V28H36ZM169 26V25H168ZM188 26V25H187ZM163 27H165V26H163ZM179 27V26H178ZM47 28V29H46ZM136 28V27H135ZM135 28H134V30H135ZM151 28V27H150ZM157 28V27H156ZM169 28V27H168ZM194 28V27H193ZM50 29V30H49ZM127 29H128V26H127ZM171 29V28H170ZM178 29H180V28H178ZM195 29V28H194ZM129 30V29H128ZM137 30V29H136ZM153 30V29H152ZM156 30V29H155ZM167 30V29H166ZM187 30H189V29H187ZM45 31H44V33H45ZM68 31V32H67ZM154 31V30H153ZM157 31V30H156ZM186 32V31H185ZM132 33V32H131ZM156 33V32H155ZM167 33V32H166ZM180 33H181V31H180ZM202 33V32H201ZM209 33V32H208ZM73 35L74 37H72V36H70V35ZM110 34H112L111 32H110ZM161 34V33H160ZM195 34V33H194ZM205 34H207V32H205ZM53 35V34H52ZM69 35V37H72V38H74L75 39V41H76V38H77V40L79 41V38L81 39V41L83 40V43H81V41H80V43L82 44V46L81 47H79V53L78 54H76L75 56H73V54L71 53V56L69 57V55H70V50H71V48L73 47V48H75L74 47V44H72V42H71V40L70 39H68V38H66L67 36ZM40 36V35H39ZM77 36V37H76ZM90 36H92V39L90 38V39H88ZM124 36H125V38H124ZM160 36V35H159ZM166 36V35H165ZM172 36V35H171ZM179 36V35H178ZM193 35H191V37H192ZM203 36V35H202ZM121 37V36H120ZM120 37H119V39H120ZM145 37V36H144ZM148 37V36H147ZM195 37V36H194ZM83 38V39H82ZM95 38V39H94ZM96 38H99L98 40H100V41H96ZM108 38V37H107ZM137 38V37H136ZM158 38V37H157ZM161 38V37H160ZM172 38V37H171ZM170 38V39H171ZM61 39H63V44H61V45H59L60 44V42H61ZM110 39V38H109ZM119 39H117L118 41H119ZM144 39V38H143ZM176 39V38H175ZM178 39H181V38H178ZM177 39V40H178ZM188 39H189V37H188ZM191 39V38H190ZM36 40V39H35ZM117 40H115L116 42H117ZM122 40V39H121ZM120 40V41H121ZM134 40V39H133ZM137 40H138V38H137ZM164 40V39H163ZM182 40V39H181ZM185 40V39H184ZM34 41V40H33ZM38 41H40V40H38ZM135 41V40H134ZM36 42V41H35ZM34 42V43H35ZM104 42V44H105V41H103ZM131 42V41H130ZM180 42V41H179ZM190 42V41H189ZM40 43V42H39ZM76 44L75 45H77V41L75 42ZM79 43V42H78ZM107 43H109V42H107ZM132 43H134L135 44V42H132ZM142 43V42H141ZM162 43V42H161ZM38 44V43H37ZM72 44V45H71ZM81 44H78L79 46L81 45ZM118 44V43H117ZM169 44H171V43H169ZM174 44V43H173ZM33 45V44H32ZM72 47H71V46ZM106 45V44H105ZM104 45V46H105ZM124 45V44H123ZM34 46V45H33ZM36 46V45H35ZM103 46V47H104ZM111 46V45H110ZM128 46H130V45H128ZM132 46V45H131ZM143 46V45H142ZM149 46V45H148ZM152 46V45H151ZM155 46V45H154ZM158 46V45H157ZM156 46V47H157ZM161 46V45H160ZM181 46H183L182 44H181ZM138 47V46H137ZM155 47V48H156ZM167 47V46H166ZM169 47V46H168ZM100 48H102V47H100ZM133 48H136V47H134V45H133ZM145 48V47H144ZM151 48V47H150ZM152 48H153V46H152ZM176 48V47H175ZM185 48V47H184ZM31 49V48H30ZM33 49V48H32ZM127 49V48H126ZM131 49V48H130ZM137 49V48H136ZM147 49V48H146ZM22 50H23V53H24V51H25V55L26 56H24V54L22 55L20 52H22ZM64 50H66V55H64V57H66L67 56V59L65 58V62H62L61 63V61H59L58 63H60L61 64V66L59 65V67L57 66V65H54V66H57L55 69L52 67L53 65H51V63L53 62L54 63V60L53 59H50L51 57L50 56H53V58H54V56H55V59L56 58H60V60H61V58H62V55L61 54H64L63 52H65ZM73 50V49H72ZM105 50V49H104ZM105 50V51H106ZM128 50H129V48H128ZM138 50V49H137ZM152 50V49H151ZM173 50V49H172ZM184 50V49H183ZM132 51V50H131ZM149 51V50H148ZM153 51V50H152ZM158 51V50H157ZM157 51H156V54H157ZM161 51V50H160ZM180 51V50H179ZM29 51H28V54L30 53ZM73 52H78V49L77 50H73ZM129 52V51H128ZM146 52H147V50H146ZM151 52V51H150ZM189 52V51H188ZM208 52V51H207ZM86 53H87V55H89L88 53H93L94 54V58H92L93 57V55H92V57L89 59V57H85V55H86ZM135 53V52H134ZM152 53V52H151ZM172 53V52H171ZM179 53V52H178ZM182 52H180L179 53V55L181 54ZM191 53H192V51H191ZM209 53V52H208ZM67 54H69V55H67ZM142 54H143V52H142ZM147 54H148V52H147ZM155 54V50H154V53H153V55ZM163 54V53H162ZM211 54H212V52H211ZM22 55V56H21ZM60 55V56H59ZM86 55V56H87ZM144 55V54H143ZM142 55V56H143ZM151 55V54H150ZM167 55V54H166ZM172 55V54H171ZM213 55V54H212ZM24 56V57H23ZM57 56H59V57H57ZM89 56H91V55H89ZM132 56H134V58L132 59ZM145 56V55H144ZM155 56V55H154ZM182 56V55H181ZM69 57V58H68ZM161 57V56H160ZM166 57V56H165ZM169 57V56H168ZM141 58V57H140ZM154 58V57H153ZM158 58H159V56H158ZM174 58H176V56L174 57ZM179 58H180V56H179ZM192 58V57H191ZM199 58V57H198ZM64 58H62V60H63ZM94 59V61H92V60ZM165 59V58H164ZM210 59V58H209ZM59 59H57V61H58ZM67 60V61H66ZM140 60V59H139ZM172 60H174V59H172ZM186 60V59H185ZM194 60V59H193ZM52 61V62H51ZM137 61V60H136ZM142 61V60H141ZM167 61V60H166ZM171 61V60H170ZM195 61V60H194ZM205 61H207V60H205ZM28 62V63H27ZM156 62V61H155ZM159 62V61H158ZM162 62V61H161ZM188 62V61H187ZM191 62V61H190ZM200 62H202V60L200 61ZM146 63V62H145ZM165 63V62H164ZM167 63V62H166ZM168 63H169V59H168ZM189 63V62H188ZM208 63V62H207ZM26 64H24L23 66H25L26 67ZM55 64V63H54ZM137 65L136 67L134 66V65ZM173 64V63H172ZM174 64H175V62H174ZM197 64V63H196ZM28 65V66H29ZM157 65H159V63H157ZM191 65H192V63H191ZM22 66V67H23ZM160 66V65H159ZM171 66V65H170ZM174 66V65H173ZM17 67H19V68H17ZM24 67V70L25 69H27V68H25ZM135 67V68H134ZM140 68H141V66H139ZM166 67V66H165ZM139 68V69H140ZM161 68V67H160ZM205 68V67H204ZM227 68V67H226ZM21 69V70H20ZM143 69V68H142ZM162 69H164L163 67H162ZM178 69V68H177ZM20 70V71H19ZM24 70H23V72H24ZM49 70V71H48ZM50 70H52L53 72H50ZM56 71V74L59 76V77H57L56 76V74H55V71ZM182 70V69H181ZM187 70V69H186ZM195 70V69H194ZM29 71H27V72H29ZM140 71V70H139ZM191 71H192V69H191ZM20 72V73H19ZM46 72V73H45ZM58 72V73H57ZM160 72V71H159ZM175 72V71H174ZM179 72V71H178ZM195 72V71H194ZM112 73V74H111ZM120 73V75H117V74H119ZM140 73V72H139ZM155 73V72H154ZM153 73V74H154ZM186 73V72H185ZM184 73V74H185ZM188 73V72H187ZM199 73V72H198ZM198 73H196V74H198ZM22 74V73H21ZM28 74V73H27ZM41 74H43L44 76L42 77L43 79H41V81H40V79H39V75L41 76ZM142 74V73H141ZM146 74V73H145ZM160 74V73H159ZM166 74V73H165ZM174 74H176V73H174ZM178 74V73H177ZM54 75V77H52ZM67 75V76H66ZM71 75V76H70ZM97 75V76H96ZM140 75V74H139ZM163 75V74H162ZM171 75V74H170ZM180 75V74H179ZM178 75V76H179ZM28 76V75H27ZM26 76V77H27ZM51 78H54L53 80L52 79H50V80H48L50 77ZM84 76V77H83ZM98 76H100V77H98ZM154 76V75H153ZM191 76V75H190ZM194 76V75H193ZM14 77L15 76H13V79H11L12 81H14ZM24 77V76H23ZM22 77V78H23ZM29 77V76H28ZM27 77V78H28ZM37 77V78H36ZM141 77H142V75H141ZM175 77V76H174ZM188 77V76H187ZM64 78V79H65ZM100 78V79H99ZM123 78H125V79H123ZM131 78V77H130ZM170 78V77H169ZM180 78H182V79H184L183 77H180ZM189 78V77H188ZM200 78V77H199ZM29 79V78H28ZM31 79V78H30ZM73 79V80H72ZM107 79V80H108ZM175 79V78H174ZM177 79H178V77H177ZM196 79H198V78H196ZM4 80V79H3ZM24 80H26V79H24ZM32 80V79H31ZM157 80V79H156ZM176 80V79H175ZM200 80V79H199ZM1 81H2V79H1ZM4 81V82H5ZM16 81V80H15ZM15 81H14V83H15ZM27 81H29V80H27ZM71 81H69V83L66 81V83L69 85V87H70V89H72V87L74 86V83L72 82L71 83ZM85 82L87 81V80H84ZM82 82L81 84H84L85 82ZM140 81V80H139ZM159 81V80H158ZM168 81V80H167ZM193 81H194V79H193ZM38 82V86H39V89H40V85L39 84H42L43 83V85H45V87L47 86L46 85V82H41V83H39ZM55 82V81H54ZM130 82V81H129ZM154 82V81H153ZM161 82V81H160ZM166 82V81H165ZM175 82V81H174ZM195 82V81H194ZM3 83V82H2ZM9 83V82H8ZM33 83V82H32ZM52 83V84H51ZM58 83V84H57ZM61 83V82H60ZM63 83V84H62ZM62 83H61V85L62 86H60V87H62V89H64V90H66V89H68V85L66 86L65 85V87H66V89H65V87H64V80L62 79ZM87 83V82H86ZM144 83V82H143ZM151 83V82H150ZM157 83V82H156ZM208 83H210V82H208ZM213 83V82H212ZM4 84V83H3ZM34 85H36L35 83H33ZM73 86H72V85ZM80 84V85H81ZM89 84V86H91L92 87V90L90 91V89H89V87H88V90H89V92L92 94L93 93V90H95V91H97V86L95 87V89H94V87H93V85H90ZM101 84V85H102ZM127 84V83H126ZM130 84H132L131 82H130ZM147 84V83H146ZM33 85V86H34ZM36 85V86H37ZM49 84H48V86H50ZM78 85V84H77ZM84 85H88V84H84ZM150 85V84H149ZM154 85H156L155 83H154ZM158 85H161L160 83H158ZM157 85V86H158ZM165 85V84H164ZM170 85H171V83H170ZM192 85V84H191ZM2 86V85H1ZM0 86V87H1ZM19 86H21V85H19ZM32 86V87H33ZM36 86H34L35 87V89H36ZM47 86V87H48ZM106 86V85H105ZM174 86V85H173ZM173 86H171V87H173ZM177 86V85H176ZM3 87V86H2ZM22 87V86H21ZM21 87H20V89H21ZM25 87V86H24ZM47 87H46V89H47ZM51 87V86H50ZM54 87L55 86H53V89H54ZM79 87V86H78ZM78 87H77V89H76V87L74 86V89H76V90H80L81 89V87L82 86H80L79 87V89H78ZM99 87V86H98ZM101 87V89H102V86H100ZM100 87H99V89H100ZM144 87H145V85H144ZM165 88V87H164ZM26 89H27V87H26ZM55 89H57V87H55ZM54 89V90H55ZM69 89V90H70ZM84 89H85V87H84ZM84 89H82V91H84ZM86 89H87V87H86ZM85 89V90H86ZM103 89H105L104 91L103 90H99V92L98 93H96V95H94V96H92L91 94H89V99L87 98V95H88V93L87 92H85V94L87 93V95H86V99L84 98L83 99V101L85 100H90L92 97V99L89 101L91 104V106H93V107H99L100 106V104H99V101H102V99H106L105 100V102H107V100H109V102H111L110 100V97L108 96L109 95V93H107L108 91H110V89L107 91L106 89H107V87H104V85H103ZM124 89H125V87H124ZM129 89H131V87H129ZM145 89H146V87H145ZM154 89H155V87H154ZM166 89H167V87H166ZM187 89H188V87H187ZM12 90H16V89H12ZM51 90H52V87H51ZM51 90H50V88L48 87V90H47V92H46V94H50L51 93ZM61 90V89H60ZM59 90V91H60ZM144 90V89H143ZM148 90H150V89H148ZM159 90V89H158ZM157 90V91H158ZM168 90V89H167ZM171 89H169V91H170ZM184 90V89H183ZM2 90L0 89V92H1ZM20 91V90H19ZM21 91H22V89H21ZM25 91V90H24ZM27 91V90H26ZM30 91H32V90H30ZM53 91V90H52ZM62 91V90H61ZM60 91V92H61ZM68 91V90H67ZM67 91H64V93H66ZM94 91V92H95ZM102 91L109 97H107V98H105L104 96V94H102ZM105 91H107V92H105ZM125 91V90H124ZM133 91V90H132ZM131 91V92H132ZM201 91V90H200ZM10 92V91H9ZM14 92V91H13ZM55 92H56V90H55ZM58 92V91H57ZM80 92H81V90H80ZM122 92V91H121ZM137 92V91H136ZM145 92V91H144ZM154 92H155V90H154ZM72 93V92H71ZM82 93V92H81ZM116 92H114L113 93V95L115 94ZM125 93V92H124ZM130 93V92H129ZM139 93V92H138ZM165 93V92H164ZM172 93V92H171ZM2 93H0V95H1ZM6 94V93H5ZM4 94V95H5ZM19 94H21V92L19 93ZM18 94V95H19ZM59 95H61V93H58ZM83 94V93H82ZM93 94H95V93H93ZM123 94V93H122ZM166 94V93H165ZM183 94H185V93H183ZM187 94V93H186ZM189 94V93H188ZM197 94V93H196ZM205 94V93H204ZM3 95V94H2ZM12 95V94H11ZM15 95V94H14ZM64 95H66V94H64ZM67 95H68V92H67ZM70 95H73V93L72 94H70ZM70 95H68V97H70ZM112 95V94H111ZM116 95V94H115ZM121 95V94H120ZM130 95V94H129ZM136 95V94H135ZM159 95V94H158ZM198 95V94H197ZM20 97L22 96V95H19ZM27 96V95H26ZM74 96H76V94H74ZM80 97V93H77V97ZM90 96H91V98H90ZM125 96V95H124ZM130 96H132V95H130ZM145 96V95H144ZM175 96V95H174ZM187 96H189V95H187ZM186 96V97H187ZM193 96V95H192ZM195 96V95H194ZM193 96V97H194ZM17 97V96H16ZM64 97V96H63ZM78 97V98H79ZM176 97V96H175ZM186 97H184V98H186ZM192 97V98H193ZM204 97V96H203ZM22 98L24 99V97L22 96ZM121 98V97H120ZM120 98H118V99H120ZM130 98V97H129ZM161 98V97H160ZM167 98V97H166ZM174 98V97H173ZM181 98H183V97H181ZM199 98H201L200 97V95H199ZM8 99V98H7ZM16 99H18V98H16ZM28 99H29V97H28ZM42 100H44L45 102H46V100H49V99H43V98H41ZM41 99H39V100H41ZM51 99H52V97H51ZM81 101H82V98L80 97L79 98ZM117 99V100H118ZM165 99V98H164ZM163 99V100H164ZM179 99V98H178ZM187 99V98H186ZM19 100V99H18ZM38 100V101H39ZM116 100V99H115ZM114 100V101H115ZM125 99H123V101H124ZM141 100V99H140ZM147 100V99H146ZM171 100V99H170ZM175 100V99H174ZM188 100V99H187ZM193 100V99H192ZM4 101H6V100H4ZM3 101V102H4ZM8 101H10V100H8ZM8 101H6V102H8ZM23 101H25V100H23ZM30 101L31 100H29V101H27V103L29 102L30 103ZM34 101V100H33ZM52 101H54V100H52ZM96 101V102H95ZM113 101V102H114ZM139 101V100H138ZM159 101V100H158ZM199 101V100H198ZM88 102V101H87ZM86 102V103H87ZM98 102V103H97ZM104 101H103V104L105 103ZM112 102V104H114ZM118 102L120 103H117V101H116V105H120V107L122 106V104H123V102L121 103V100H118ZM142 102V101H141ZM140 102V103H141ZM176 102V101H175ZM189 102H191V101H189ZM13 103V102H12ZM54 103H55V101H54ZM54 103H51L50 104V102H49V104H47V103H44V102H35L34 101V103L32 104H28L29 106H30V108H28L26 105H24L25 106V111L24 112H26V110H28V109H30V111L32 110V112H37V113H39L40 115H43L44 116V113L45 114H47L45 111H43V110H45L46 109V107H48V108H50V109H52L51 107L53 106V104ZM58 102H56L55 104H57ZM101 103V102H100ZM108 103V102H107ZM133 103V102H132ZM135 103V102H134ZM139 103V104H140ZM164 103V102H163ZM1 104V103H0ZM6 104V103H5ZM55 104H54V107H53V110L55 109V111H56V109H59L60 107H66L67 105H62L63 103H59V104H57L56 105V107H55ZM101 105V106H104V105H106V104H104V105ZM112 104H110L109 103V105H112ZM138 104V105H139ZM164 104H166V103H164ZM2 105V104H1ZM4 105V104H3ZM2 105V106H3ZM8 105V104H7ZM51 105V106H50ZM99 105V106H98ZM125 105V107L126 106H128V105H126V103L124 104ZM133 104H131L130 106H132ZM163 105V104H162ZM169 105H171V104H169ZM23 106V107H24ZM130 106H128V108L130 107ZM144 106H145V104H144ZM1 107V106H0ZM19 107V106H18ZM26 107L28 108V109H26ZM76 107V106H75ZM80 107V106H79ZM115 107V106H114ZM117 107V106H116ZM119 107V108H120ZM124 107V108H125ZM9 108V107H8ZM8 108H6L7 110H8ZM20 108V107H19ZM32 108V109H31ZM90 108V107H89ZM101 107H99V109H100ZM105 108H106V106H105ZM104 108V109H105ZM109 108V107H108ZM113 108V105H112V107H111V109ZM127 108V107H126ZM144 108V107H143ZM146 108V107H145ZM144 108V109H145ZM168 108H170V107H168ZM261 108V107H260ZM1 109V108H0ZM4 109V108H3ZM10 109V108H9ZM23 109V108H22ZM79 109V108H78ZM81 109V108H80ZM79 109V110H80ZM102 109H103V107H102ZM101 109V110H102ZM114 109V108H113ZM116 109V108H115ZM114 109V110H115ZM150 109V108H149ZM19 110V109H18ZM61 110H62V108H61ZM71 109H68V111H70ZM117 110V109H116ZM115 110V111H116ZM124 109H122V111H123ZM132 110V109H131ZM145 110H147V109H145ZM1 111H3L2 109H1ZM6 111V110H5ZM4 111V112H5ZM14 111V110H13ZM65 111V110H64ZM64 111H62V112H64ZM112 111V110H111ZM122 111H120L121 113H122ZM134 111V110H133ZM19 112V111H18ZM28 112H29V110H28ZM44 112V113H43ZM59 112H61L60 110H59ZM61 112V113H62ZM66 112V111H65ZM73 111L71 110V113H72ZM119 111H117V114H120V113H118ZM136 112V109H135V111H134V113ZM141 113H142V111H140ZM21 113H23L22 112V110H21ZM33 114L34 115V117H37V118H35V119H38V118H40V116H38V114ZM43 113V114H42ZM70 113V112H69ZM68 113V114H69ZM70 113V114H71ZM112 113V112H111ZM115 113V112H114ZM125 113H126V110H125ZM125 113H123V117H124V114ZM128 113H129V111H128ZM132 113V112H131ZM130 113V114H131ZM140 113V114H141ZM10 114V113H9ZM12 114V113H11ZM24 114V113H23ZM28 114H30V113H25L24 114V118L25 119H27V118H29L28 116H31V115H28ZM67 113H65V115H66ZM75 113H73V116H74V118H76L75 116L76 115H74ZM93 114H95V113H93ZM127 114V113H126ZM137 112H136V116H137ZM139 114V115H140ZM162 114V113H161ZM181 114V113H180ZM226 114V113H225ZM1 115H2V113H1ZM14 115V114H13ZM19 115V114H18ZM48 115V114H47ZM61 115H63V113L61 114ZM64 115V117H66ZM78 115H81V114H78ZM110 115V118H111V116L113 115V114H109ZM108 114H107V116H109ZM25 116H27V117H25ZM43 116H41V117H43ZM51 117L52 116H54V115H50ZM49 116V117H50ZM72 116V115H71ZM73 116H72V118H73ZM83 116V115H82ZM95 116V115H94ZM96 116H97V114H96ZM114 116H115V114H114ZM119 116V115H118ZM117 116V117H118ZM127 116V115H126ZM219 116V115H218ZM1 117V116H0ZM11 117V116H10ZM22 117V118H23ZM34 117H33V119H34ZM46 117V116H45ZM55 117V116H54ZM57 117V116H56ZM70 117V116H69ZM84 117L85 118H89L88 116H85L84 115ZM84 117L82 118V120L84 119ZM123 117H122V119H123ZM214 117V116H213ZM217 117V116H216ZM227 117V116H226ZM18 118V117H17ZM20 118H21V116H20ZM19 118V119H20ZM23 118V121L25 120ZM30 118H32V117H30ZM48 118V117H47ZM68 117H66V119H67ZM71 118V120L74 122V119H72ZM102 119V117H99V119ZM109 118V117H108ZM119 119H120V117H118ZM117 118V119H118ZM151 118V117H150ZM231 118V117H230ZM2 120H4L3 118H1ZM10 119V118H9ZM8 119V121H10ZM16 119V118H15ZM42 119V118H41ZM40 119V120H41ZM53 119V118H52ZM63 119V118H62ZM100 119V120H101ZM116 119V118H115ZM128 118H126V120H127ZM136 119H137V117H136ZM165 119V118H164ZM214 119V118H213ZM6 120V119H5ZM49 120V119H48ZM56 120V119H55ZM76 120H79L78 121V123L80 122V120L81 119H79L78 118V116H77V118H76ZM82 120H81V122H82ZM86 120V119H85ZM84 120V121H85ZM91 120V119H90ZM90 120H89V122L88 123H90L91 124V122H90ZM98 120V119H97ZM112 120H114L113 118H112ZM129 120H130V118H129ZM15 121V120H14ZM17 121V120H16ZM19 121V120H18ZM21 121V120H20ZM19 121V122H20ZM30 121V120H29ZM41 121H43V124H44V122H45V120H41ZM60 121V120H59ZM69 121V120H68ZM68 121H66V122H68ZM84 121H83V123H84ZM99 121V120H98ZM103 121V120H102ZM119 121V120H118ZM123 121V120H122ZM132 121V120H131ZM177 121V120H176ZM209 121V120H208ZM2 122V121H1ZM3 122H5V121H3ZM22 122V121H21ZM20 122V123H21ZM24 122H26V124H27V120H25ZM33 122H35V121H33ZM71 122V121H70ZM80 122V123H81ZM110 122V121H109ZM113 122V121H112ZM127 122V121H126ZM125 122V123H126ZM166 122V121H165ZM19 123V124H20ZM57 123V122H56ZM69 123V122H68ZM85 123H87V122H85ZM85 123L83 124V125H85ZM95 123H97V122H95ZM95 123H93L92 122V124L94 125ZM115 123L117 124V121L115 120ZM115 123H113V125L115 124ZM128 123H130V122H128ZM133 123V122H132ZM141 123V122H140ZM146 123V122H145ZM180 123V122H179ZM200 123V122H199ZM25 124V125H26ZM49 124V123H48ZM73 124V123H72ZM87 125V127L88 126H93V125ZM98 124H103V123H101V122H99ZM161 124V123H160ZM172 124V123H171ZM189 124V123H188ZM22 125V124H21ZM45 125V124H44ZM65 125V124H64ZM113 125H112V127H113ZM130 125H131V123H130ZM139 125V124H138ZM137 125V126H138ZM147 125V124H146ZM151 125V124H150ZM168 125V124H167ZM209 125V124H208ZM1 126V125H0ZM3 126H4V123H3ZM10 126V125H9ZM12 126V125H11ZM28 126V125H27ZM34 126V125H33ZM36 126V125H35ZM52 126H53V124H52ZM73 126V125H72ZM76 126V125H75ZM75 126H73V127H75ZM100 126V125H99ZM103 126H105L104 124H103ZM102 126V127H103ZM127 126V125H126ZM144 126V125H143ZM173 126V125H172ZM182 126V125H181ZM13 127H15L14 125H13ZM12 127V128H13ZM20 127H22V126H20ZM23 127H26V126H24L23 125ZM37 127V126H36ZM59 127H61V125L59 126ZM65 127V126H64ZM120 127V126H119ZM122 127L124 128V126L122 125ZM133 127V126H132ZM199 127V126H198ZM38 128V127H37ZM47 128H49L48 127V125H47ZM56 128V127H55ZM69 128H71V127H69ZM75 128H77V126L75 127ZM86 128V127H85ZM95 128H97V127H94V128H92L93 130H94V134H96L95 133ZM122 128V129H123ZM126 128V127H125ZM139 128V127H138ZM168 128V127H167ZM197 128V127H196ZM196 128H195V130H196ZM226 128V127H225ZM22 129V128H21ZM29 129V128H28ZM30 129H31V127H30ZM33 129V128H32ZM42 129V128H41ZM50 129H51V124H50ZM61 129V128H60ZM89 129V128H88ZM88 129H87V131H88ZM115 130L116 129H118V127L117 128H114ZM129 129V128H128ZM141 129V128H140ZM153 129H154V127H153ZM180 129V128H179ZM227 129V128H226ZM229 129V128H228ZM1 130V129H0ZM38 130V129H37ZM36 130V131H37ZM40 130V129H39ZM53 130V129H52ZM75 130V129H74ZM78 130V129H77ZM77 130H75V132L77 131ZM80 131H83L82 129H79ZM97 130V133H98V131H100L101 129H96ZM115 130H114V132H115ZM142 130H144V128L142 129ZM161 130V129H160ZM181 130V129H180ZM2 131V130H1ZM12 131V130H11ZM30 131V130H29ZM34 131V130H33ZM42 132H43V130H41ZM44 131H47L46 129H44ZM49 131V130H48ZM56 131V130H55ZM55 131H51L52 133H54ZM68 131V130H67ZM89 131L91 132L92 130L91 129H89ZM105 131V130H104ZM129 131V130H128ZM132 131V130H131ZM134 131V130H133ZM199 131H202V130H199ZM4 132V131H3ZM66 132V131H65ZM85 132V131H84ZM89 132V133H90ZM93 132V131H92ZM91 132V133H92ZM100 132H102V130L100 131ZM137 132V131H136ZM150 132H151V130H150ZM157 132V131H156ZM167 132V131H166ZM174 132V131H173ZM179 132V131H178ZM212 132V131H211ZM1 133V132H0ZM31 133L34 135V137L33 138H35L34 140H33V138H32V136L33 135H31ZM31 133L29 132V134L27 133V135L26 136H28V135H31V137L30 138H32V139H26L27 141H25L24 142V140H22V139H19L20 141H22V142H24L23 144H22V142H20L21 144H22V146L24 147V149H25V151H26V154H27V156H26V154H25V157L23 156V155H20V156H22V158L24 157V159H25V161L24 160H21L20 162L21 163H25L27 166H28V168L27 167H25V168H27L28 169V175H26V173H25V177L28 179V185L27 186H24V187H22L20 190H18V191H20V192H17L16 190H15V192H17V194L18 195H20L21 194V192H22V189L23 188H25L24 189V197L22 196V198H23V203H22V206L21 207H19V210H18V216H16L17 215V213L15 214L14 213V211H12V212H10L9 213V211H8V209H10V207L8 208H5L6 206H7V204H9L10 202L8 201V197L6 198V196H8V194H7V192L5 191V194H7V195H5V196H3V194H2V192L4 193V190L2 191V190H0V191H2V192H0V239H3L4 238V236H5V239H7L6 237H7V234L9 233L10 234V232H14V237L12 236V235H9V238L11 237V239H12V241H11V245L10 246H4L6 249H7V251L8 252H2L1 253V251H6V249H2L3 248V243H2V245H0L2 248V250L0 251V254H2V255H0V260L1 261H3V262H1V264L3 263V264H34V259L36 258V259H38V258H40V256H41V251H45V250H48L49 251V253H47V251H45L44 253H46V255H45V258H49V255L47 256V254H50L51 255V257H50V259L49 260H52V261H48L47 259H46V262L44 263V260L43 259H45L44 257H43V259H41V260H43V263L44 264H69V262L71 263V264H73V263H75L76 261H77V259H75L74 261L75 262H73V259L74 258H78V257H80V256H82L83 258H81V259H83L84 261V263L85 262H87V259L90 257V256H88V258L85 260V258H86V253H88V246H87V248L85 247V250H84V252H85V254L86 255H84L83 253V249H82V244H81V249H82V251L80 250V249H76L75 250V248H74V246L77 244V243H75L74 245H72V243H71V241L73 240V239H79V238H75V237H79L80 235L82 236V234L80 233V235H77L78 234V230L84 225V224H86L85 226H87L88 224L86 223L87 221H88V219L92 216L93 218H94V211H95V207H96V205L98 204V203H96V205L94 204L95 203V201H99L100 199L99 198H101V197H103L102 195L104 194V192H103V189H105V184L104 183H102L101 181L100 182H98V184L99 183H101L100 185H97L96 186V184H90L91 182H90V179H89V181L88 182H90L89 184L91 185V187L89 186V187H87L88 186V184H87V182H85V183H83L82 182V184H87V186L84 188V187H82V186H84V185H82L81 187L82 188H84L85 190H79L78 189V187H80V186H78L77 187V189L76 190H79L78 192L77 191H75V188H71V182L70 181H72V185H73V187H74V184H73V182L74 181H76V180H74L73 178L75 177V175H76V173L77 172H75V170L77 169V167H80L81 165H82V167H81V169H78V171L79 170H82V173L80 172V173H77V175H78V177H80V179L79 178H75V179H77V182L79 183H76L77 185H81V182H79L78 181V179L79 180H81L82 179V177L84 178V179H87L86 178V174L88 173V166H89V168H90V166L91 165H89L88 164V162H86V164H88V166L86 167L85 166V164H83V162H84V160H83V162L81 161V162H79V160L78 159H81V158H78V159H76V161L74 160L75 159V157L77 158V157H85V155L84 154H86V155H88V154H92V153H87L88 151H92V150H95V151H93L94 152V154H96L97 153V155L100 157V154H98V152H100L101 151V153H102V149H103V144H105L102 140H101V142L99 141L100 139H102V138H98V136H96V138L94 137V140L95 139H99L98 141L97 140H95V141H90L89 139H88V137H87V141H85L86 139H84V141L83 140H81V141H79V142H69V141H66V142H63L64 140V137H63V135H62V137H63V139H62V141H60L61 140V138H59L58 140L59 141H55L56 140V138L57 137H55V139H50V138H48L49 140H53V141H49V140H46L47 138H43V140H36L38 137H40V136H36L35 135V133L34 132H32L31 131ZM46 133V132H45ZM44 132H43V134L42 135H44L45 134ZM49 133V132H48ZM62 133H63V131H62ZM69 133V132H68ZM153 133H155V132H153ZM184 133V132H183ZM200 133V132H199ZM204 133H205V131H204ZM8 134V133H7ZM6 134V135H7ZM41 134V133H40ZM39 134V135H40ZM56 134V133H55ZM66 134V133H65ZM101 134V133H100ZM103 134V133H102ZM142 134V133H141ZM185 134H187L186 132H185ZM213 134V133H212ZM223 134V133H222ZM52 134H50V136H51ZM60 135V134H59ZM77 135V134H76ZM98 135H99V133H98ZM109 135V134H108ZM115 135V134H114ZM132 135H134V134H132ZM140 135V134H139ZM170 135V134H169ZM189 135H190V133H189ZM192 135V134H191ZM190 135V136H191ZM194 135V134H193ZM215 135V134H214ZM231 135V134H230ZM9 136V135H8ZM8 136H5V137H8ZM26 136L24 137V139L26 138ZM37 138H36V137ZM65 136H69V135H65ZM80 135H78V137H79ZM88 136H91V135H88ZM100 137H102V136H104V137H106L105 136V134L104 135H99ZM117 136V135H116ZM131 136V135H130ZM148 136V135H147ZM146 136V137H147ZM158 136V135H157ZM213 136V135H212ZM229 136V135H228ZM0 137H1V135H0ZM22 137V136H21ZM28 137V138H29ZM42 137V136H41ZM70 137V136H69ZM69 137H67V138H69ZM77 137V138H78ZM85 137V138H86ZM109 137V136H108ZM121 137V136H120ZM124 137V136H123ZM140 137V136H139ZM143 137V136H142ZM145 137V138H146ZM154 137H155V135H154ZM167 137V136H166ZM194 137V136H193ZM199 137V136H198ZM15 138V137H14ZM23 138V137H22ZM66 138V137H65ZM66 138V140H69V139H67ZM134 138V137H133ZM149 138H150V136H149ZM211 138V137H210ZM9 139H10V137H9ZM70 139H72V138H70ZM76 138H74V139H72V141L73 140H75ZM78 139H80V138H78ZM82 139V138H81ZM90 139H92V138H90ZM111 139V138H110ZM127 139V138H126ZM131 138H129V140H130ZM157 139V138H156ZM159 139V138H158ZM162 139V138H161ZM167 139V138H166ZM185 139V138H184ZM196 139V138H195ZM217 139V138H216ZM3 140V139H2ZM11 140V139H10ZM19 140H18V142H19ZM117 140V139H116ZM116 140H114V141H116ZM122 140V139H121ZM154 140V139H153ZM153 140H152V143L154 144V142H156L155 140H154V142H153ZM160 140V139H159ZM159 140H157L158 142H159ZM215 140V139H214ZM225 140V139H224ZM1 141V140H0ZM8 141V140H7ZM71 141V140H70ZM132 141V140H131ZM163 141V140H162ZM165 141V140H164ZM200 141H202V140H200ZM213 141V140H212ZM11 142V141H10ZM103 142V143H102ZM117 142V141H116ZM129 142V141H128ZM148 142H151V141H148ZM204 142V141H203ZM223 142V141H222ZM221 142V143H222ZM108 143H110L109 141H108ZM113 143V142H112ZM112 143H110V144H112ZM162 143V142H161ZM179 143V142H178ZM224 143V142H223ZM226 143H228V142H226ZM1 144H2V142H1ZM114 144H116V143H114ZM158 144V143H157ZM175 144V143H174ZM173 144V145H174ZM4 145V144H3ZM17 145H20L19 143L17 144ZM106 145V144H105ZM124 145V144H123ZM172 145V146H173ZM1 146V145H0ZM10 146H13V145H11L10 144ZM9 146V147H10ZM15 146V145H14ZM119 146V145H118ZM155 146V145H154ZM158 146V145H157ZM157 146H156V148H157ZM167 146V145H166ZM166 146H164V147H166ZM212 146V145H211ZM5 147V146H4ZM18 147V146H17ZM22 147V148H23ZM112 147V146H111ZM147 147V146H146ZM1 148V147H0ZM3 148V147H2ZM19 148H21L20 146L18 147V149ZM109 148V147H108ZM139 148V147H138ZM141 148V147H140ZM151 148V147H150ZM153 148V147H152ZM167 148V147H166ZM170 148H172V147H170ZM196 148V147H195ZM208 148H209V146H208ZM213 148V147H212ZM235 148V147H234ZM15 149H16V147H15ZM14 149V150H15ZM17 149V150H18ZM90 149H92V150H90ZM107 149V148H106ZM130 149V148H129ZM155 149V148H154ZM160 149V148H159ZM167 149H169V148H167ZM179 149H182V148H178L177 150H179ZM198 149V148H197ZM215 149V148H214ZM228 149H229V147H228ZM4 150V149H3ZM5 150H7L8 151V149H6L5 148ZM13 150V151H14ZM17 150H16V152H17ZM22 150V152H24L23 151V149H21ZM139 150V149H138ZM163 150H165V149H163ZM174 150V149H173ZM172 150V151H173ZM175 150H176V146H175ZM216 150V149H215ZM10 151V150H9ZM19 151V150H18ZM110 150H108L107 149V151H106V154H107V152H109ZM131 151V150H130ZM151 151V150H150ZM160 151V150H159ZM196 151V150H195ZM4 152V151H3ZM3 152L0 150V162L2 161L3 162V160H5V159H3V156L4 155H6L7 157L9 156L8 155V153H4V155H3ZM19 152H21V151H19ZM96 152V153H95ZM167 152V151H166ZM184 152V151H183ZM217 152V151H216ZM127 153V152H126ZM137 153V152H136ZM170 153V152H169ZM215 153V152H214ZM20 154H22V153H20ZM94 154H92V156H95ZM105 154V155H106ZM109 154H110V156L109 157H107V155L105 156V155H103L102 154V156H105V159H103L102 161H106V157L107 158H109V160H110V158H112L111 157V153L109 152ZM113 155H114V153H112ZM123 154V153H122ZM133 154H134V152H133ZM155 154V153H154ZM164 154V153H163ZM173 154H175V153H173ZM187 154V153H186ZM191 154V153H190ZM16 155V154H15ZM18 155H19V153H18ZM84 155V156H83ZM89 155V157H91ZM95 156V157H98V156ZM130 155V154H129ZM144 155H145V153H144ZM132 156V155H131ZM162 156V155H161ZM166 156V155H165ZM180 156H181V154H180ZM186 156H188V155H186ZM190 156V155H189ZM196 156V155H195ZM195 156H194V158H195ZM205 156H207V155H205ZM205 156H203L204 158H205ZM5 157V156H4ZM14 157V156H13ZM89 157H87V158H89ZM171 157H172V155H171ZM173 157H175L174 155H173ZM182 157V156H181ZM9 159H11L12 157H8ZM86 158V157H85ZM87 158H86V160H87ZM100 158H102V157H100ZM99 158V159H100ZM128 158V157H127ZM133 158V157H132ZM141 158V157H140ZM144 158H145V156H144ZM147 158V157H146ZM184 158V157H183ZM9 159H8V161H9ZM14 160H15V158H13ZM18 159V157L16 158V160ZM84 159V158H83ZM90 159V158H89ZM94 159V158H93ZM93 159L91 160V161H93ZM99 159H97V160H99ZM150 159V158H149ZM153 159V158H152ZM180 159V158H179ZM188 159V158H187ZM205 159H207V158H205ZM214 159V158H213ZM7 160V159H6ZM15 160V161H16ZM95 161L94 162H96V158L94 159ZM112 161H113V159H111ZM116 160V159H115ZM148 159H146V161H147ZM184 160V159H183ZM192 160V159H191ZM194 160V159H193ZM196 160H198V159H196ZM201 160H202V158H201ZM215 160V159H214ZM7 161V162H8ZM11 161H13V160H11ZM88 161V160H87ZM100 162H98L97 161V163L99 164V165H97L98 166V168H99V170H100V174L104 171V170H102V169H104L106 166L108 167V165L110 164V165H112V163H108V160H107V164L108 165H106V164H104L105 162H102L101 161V159L99 160ZM149 161V160H148ZM171 161H173V160H171ZM181 161V160H180ZM200 161V160H199ZM5 162V161H4ZM6 162V163H7ZM18 163H19V161H17ZM28 162V163H27ZM111 162V161H110ZM115 162V161H114ZM141 162H142V160H141ZM187 162V161H186ZM194 162V161H193ZM193 162H191V163H193ZM209 162H211V161H209ZM214 162V161H213ZM6 163H0V167H4L3 166V164H5L6 165ZM90 163V162H89ZM154 163V162H153ZM152 163V164H153ZM174 163V162H173ZM189 163V162H188ZM203 163V162H202ZM10 164H11V162H10ZM10 164L9 163H7V165L8 166H10ZM24 164V165H25ZM93 164H95V163H93ZM125 164V163H124ZM133 164V163H132ZM195 164V163H194ZM214 164V163H213ZM12 165V164H11ZM13 165H14V163H13ZM15 165H17V167H11V168H9V169H7V173L5 174V176L7 175V174H9V176L11 175V173L12 172H14V170H16V168H18L20 165L19 164H15ZM19 165V166H18ZM22 165V164H21ZM115 165V164H114ZM113 165V166H114ZM117 165V164H116ZM119 165V164H118ZM118 165H117V167H118ZM121 165V164H120ZM137 165V164H136ZM83 166L84 167H86V168H83ZM93 166V165H92ZM95 166H96V164H95ZM103 166H104V168H103ZM113 166H111L112 168H113ZM126 166H128L127 164H126ZM147 166H149V165H147ZM151 166V165H150ZM149 166V167H150ZM213 166V165H212ZM5 167H7V166H5ZM21 167V166H20ZM106 167V168H107ZM116 167V168H117ZM119 167H121L122 168V166H119ZM131 167V166H130ZM151 167H153V166H151ZM200 167V166H199ZM218 167V166H217ZM219 167H221V166H219ZM25 168H18L17 170L19 171V172H21L22 170H24L25 171ZM105 168V169H106ZM112 168H111V171H112ZM134 168V167H133ZM141 169H142V167H140ZM193 168V167H192ZM204 168V167H203ZM208 168V167H207ZM222 168H223V165H222ZM21 171H20V170ZM27 169H26V171H27ZM84 169V170H83ZM90 169H92V168H90ZM110 169V168H109ZM109 169L107 170L108 172H109ZM143 169H144V167H143ZM146 169V168H145ZM197 169V168H196ZM217 169V168H216ZM115 170V169H114ZM117 170V169H116ZM115 170V171H116ZM160 170V169H159ZM158 170V171H159ZM174 170V169H173ZM199 170V169H198ZM197 170V171H198ZM200 170H201V168H200ZM215 169H213V171H214ZM236 170V169H235ZM234 170V171H235ZM1 171V170H0ZM118 171H120V169L118 170ZM122 171V170H121ZM121 171H120V174H122L121 173ZM134 171V170H133ZM132 171V172H133ZM136 171V170H135ZM138 171H139V169H138ZM141 171V170H140ZM139 171V173L141 174V173H143L144 174V172H140ZM142 171H144V170H142ZM147 171V170H146ZM163 171V170H162ZM191 171V170H190ZM216 171V170H215ZM219 171V170H218ZM226 171V170H225ZM93 173H94V171H92ZM106 172V171H105ZM176 172V171H175ZM205 172V171H204ZM230 172V171H229ZM15 173H17V171H15ZM15 173H13L14 174V177H15ZM90 173V172H89ZM111 173V172H110ZM117 173V172H116ZM119 173V172H118ZM146 173V172H145ZM148 173V172H147ZM151 173H154V172H151ZM166 173H167V171H166ZM169 173H172V172H170L169 171ZM192 173V172H191ZM202 173V172H201ZM1 174V173H0ZM12 174V175H13ZM18 174V176H20L19 175V173H17ZM102 174H105L104 172L102 173ZM106 174H108V175H110L109 173H106ZM106 174H105V176H103L104 178H102L103 180L105 179V177H106ZM149 174V173H148ZM178 174V173H177ZM200 174V173H199ZM212 174V173H211ZM217 174V173H216ZM2 175H4L3 173H2ZM76 175V176H77ZM82 177H81V176ZM107 175V176H108ZM112 175H114L113 174V172H112ZM117 175V174H116ZM119 175V174H118ZM123 175H124V173H123ZM138 175V174H137ZM144 175H146V174H144ZM172 176H174L173 175V173L171 174ZM203 175V174H202ZM215 175V174H214ZM1 176V175H0ZM5 176H3V177H5ZM8 176V175H7ZM8 176V177H9ZM28 176V177H27ZM120 176V175H119ZM125 176V175H124ZM124 176H123V178H124ZM147 176V175H146ZM149 176V175H148ZM156 176V175H155ZM161 176V175H160ZM177 176H179V175H177ZM176 176V177H177ZM195 176V175H194ZM205 176V175H204ZM216 176V175H215ZM11 177V176H10ZM10 177L8 178V179H10ZM13 177V176H12ZM12 177H11V179H12ZM13 177V178H14ZM23 178H24V176H22ZM93 177H94V175H93ZM134 177V176H133ZM164 177V176H163ZM162 177V178H163ZM167 177V176H166ZM196 177H198V176H196ZM203 177V176H202ZM201 177V178H202ZM218 177V176H217ZM22 178V179H23ZM108 178V177H107ZM110 178V177H109ZM108 178V179H109ZM125 178H127V177H125ZM144 178V177H143ZM156 178V177H155ZM175 178V177H174ZM209 178V177H208ZM221 178H223V177H221ZM220 178V179H221ZM2 179H4V178H2V176L0 177V180L1 181H3ZM5 179H6V177H5ZM19 179V177L16 179V180H18ZM141 179H142V177H141ZM158 180H159V176H158V178H157ZM157 179H155V181H157ZM164 179V178H163ZM200 179V178H199ZM198 179V180H199ZM19 180H21V179H19ZM18 180V181H19ZM25 180V179H24ZM74 180V181H73ZM99 180H101V179H99ZM113 180V179H112ZM116 180V179H115ZM130 180V179H129ZM150 180V179H149ZM161 180V179H160ZM217 180V179H216ZM13 181H14V179H13ZM26 181V183H27V180H25ZM86 181V180H85ZM106 181V180H105ZM107 181H111L110 179L109 180H107ZM133 181V180H132ZM141 181V180H140ZM148 181V180H147ZM155 181H153L154 183H155ZM169 181V180H168ZM204 181V180H203ZM5 182V181H4ZM15 182V181H14ZM70 182V183H69ZM115 182V181H114ZM153 182H152V185H153ZM1 183V182H0ZM17 183V182H16ZM67 183H69L70 185L69 186H67ZM119 183H120V181H119ZM118 183V184H119ZM136 183V182H135ZM151 183V182H150ZM157 183V182H156ZM167 183V182H166ZM165 183V184H166ZM2 185H7V184H3V182L1 183ZM104 184V185H103ZM114 184V183H113ZM118 184H117V182H116V184H114V185H116L117 187H118ZM142 184V183H141ZM148 184H149V182H148ZM18 185V184H17ZM16 185V187H15V189H17V187H19V186H17ZM21 185V184H20ZM76 185V186H77ZM69 187V190H71V189H74V192H73V194L74 193H76L74 196H72L71 194H69V196H67V195H65L64 194V191H63V189L65 188V187ZM75 186V187H76ZM145 186H147V185H145ZM12 187H14V186H12ZM26 187H27V190H26ZM80 187V188H81ZM124 187V186H123ZM131 187H133V186H131ZM165 187V186H164ZM181 187V186H180ZM208 187V186H207ZM4 188V187H3ZM6 188H8V187H6ZM10 188V187H9ZM71 188V189H70ZM122 188V187H121ZM126 188V187H125ZM155 189H157L156 187H154ZM186 188V187H185ZM192 188V187H191ZM211 188V187H210ZM250 188V187H249ZM11 189V188H10ZM140 189H141V187H140ZM173 189V188H172ZM212 189V188H211ZM216 189V188H215ZM247 189H248V187H247ZM8 190V189H7ZM25 190H26V192H25ZM116 189H114V192H117V191H115ZM119 190H120V188H119ZM128 190V189H127ZM144 190H146V189H144ZM174 190V189H173ZM208 190V189H207ZM250 190V189H249ZM10 191V190H9ZM105 191V194H104V196L106 197L107 196V194H106V189L104 190ZM112 191V190H111ZM126 191V190H125ZM134 191V190H133ZM148 191V190H147ZM150 191V190H149ZM157 191V190H156ZM167 191V190H166ZM102 192H103V194H102ZM114 192H112V194L114 193ZM131 192V191H130ZM175 192V191H174ZM20 193V194H19ZM147 193V192H146ZM150 193H151V191H150ZM158 193V192H157ZM156 193V194H157ZM247 193V192H246ZM13 194H14V192H13ZM17 194H15V195H17ZM126 194V193H125ZM133 194V193H132ZM136 194V193H135ZM149 194V193H148ZM153 194H155V193H153ZM153 194H150L148 197H150L151 195H153ZM155 194V195H156ZM173 194V193H172ZM248 194V193H247ZM11 197H12V194H9ZM17 195V196H18ZM22 195H23V193H22ZM100 195H101V197H100ZM111 195V194H110ZM109 195V196H110ZM118 195V194H117ZM138 195H140V194H138ZM17 196L15 197V198H17ZM112 196V195H111ZM130 197L131 196H133V195H129ZM143 196V195H142ZM159 196V195H158ZM105 197H103V198H105ZM116 197V196H115ZM129 197V200L132 198H134V196L133 197H131L130 198ZM136 198H137V196H135ZM140 197H141V195H140ZM146 196H144V198H145ZM154 196H151V198H153ZM183 197V196H182ZM78 198V199H77ZM79 198H81L82 200L81 201H83V198H86L87 200H90L91 199V201H89V203L86 201V203L87 204H82L83 206H81V208L82 207H84V208H82V209H80L81 210V212L83 211V213H81L80 211H78V212H80V214L81 215H83L82 216V218L80 217L79 219H77L76 221L77 222H79L81 225H79L78 223L76 224V223H73V222H71V221H75V218H73V214H74V212H73V214L71 213V211H69V209L71 208V206H72V204L75 206V203L74 202H76V200L77 201H80L79 200ZM106 198H108V197H106ZM110 198V197H109ZM113 198H114V195H113ZM121 198V197H120ZM123 199H124V197H122ZM135 198V199H136ZM142 198V197H141ZM159 198V197H158ZM192 198V197H191ZM102 199V198H101ZM119 198H117V200H118ZM138 199V198H137ZM143 199V198H142ZM18 199H16V201H17ZM109 200V199H108ZM112 200V199H111ZM114 200V199H113ZM167 200H168V198H167ZM180 200V199H179ZM189 200V199H188ZM195 200V199H194ZM200 200V199H199ZM8 201V202H7ZM97 201V202H98ZM121 201H123V200H121ZM131 201V200H130ZM132 201H135V200H132ZM131 201V202H132ZM142 201V200H141ZM160 201V200H159ZM162 201V200H161ZM12 202V201H11ZM58 202H61V203H59L61 206L62 205H64V206H62L63 208L62 209H60V208H58V207H60V205H57L58 204ZM90 202L95 206V207H93L92 205V207H90V205H88V204H90ZM94 202V203H93ZM101 202V201H100ZM104 202V201H103ZM108 202V201H107ZM111 202V201H110ZM109 202V203H110ZM115 201H113V203H114ZM126 202V201H125ZM147 202H148V198H147ZM18 203V202H17ZM120 203V202H119ZM130 203V202H129ZM128 203V205H130V204H132V203H130L129 204ZM134 204H136L135 202H133ZM139 203V201H137V204ZM145 203H146V201H145ZM149 203H153V202H149ZM156 203V202H155ZM154 203V206L152 205V208L151 209H145V210H143V211H148V212H154L153 211V209H158L159 210V208H161V204H163V203H161L160 205H159V203L158 204H155ZM165 203V202H164ZM166 203H167V201H166ZM200 203V202H199ZM205 203H207V202H205ZM209 203V202H208ZM212 203V202H211ZM12 204V203H11ZM100 204V203H99ZM98 204V205H99ZM102 204V203H101ZM100 204V205H101ZM118 204V203H117ZM127 204V203H126ZM125 204V205H126ZM185 204V203H184ZM193 204H194V202H193ZM203 204V203H202ZM18 205H21V204H18ZM69 205H70V208H69ZM77 205V204H76ZM79 205V204H78ZM78 205L76 206V207H78ZM103 205V204H102ZM164 205V204H163ZM189 205V204H188ZM192 205V204H191ZM205 205H207V204H205ZM210 205V204H209ZM222 205V204H221ZM13 206V205H12ZM15 206H17V205H15ZM56 206H58V207H56ZM105 206V205H104ZM103 206V207H104ZM111 206V205H110ZM115 206V205H114ZM141 206H142V204H141ZM140 205L138 206L137 205V207H141ZM145 206V205H144ZM151 206V205H150ZM201 206V205H200ZM216 206H217V204H216ZM108 207V206H107ZM119 207V206H118ZM148 208H149V206H147ZM146 207V208H147ZM162 207H164V206H162ZM210 207V206H209ZM21 208V209H20ZM68 208V209H67ZM79 208V207H78ZM98 208V206L96 207V209ZM101 208V207H100ZM97 209V210H101V209ZM128 208H130V206L128 207ZM142 208V207H141ZM143 208H145V207H143ZM191 208V207H190ZM193 208V207H192ZM11 209H13V208H11ZM10 209V210H11ZM16 209H18V207L16 208ZM76 209V208H75ZM74 209V210H75ZM103 209V208H102ZM114 209V208H113ZM112 209V210H113ZM118 209V208H117ZM139 209V208H138ZM15 210V209H14ZM71 210H73V207H72V209ZM76 210H78V209H76ZM97 210L95 211V214H97L96 212H97ZM104 210V209H103ZM103 210H102V212L100 211V214L102 213V215L105 213V211L107 212V208L105 209V211H104V213H103ZM131 210V209H130ZM135 209L133 208L132 209V211H134ZM140 210V209H139ZM138 210V211H139ZM156 210H155V212H156ZM157 210V211H158ZM165 210V209H164ZM187 210V209H186ZM17 211V210H16ZM114 211H116V210H114ZM123 211H125V210H123ZM131 211V214H133V216L135 215V211H134V213ZM143 211H139V212H137L136 213V215L137 214H139L140 212H143ZM111 212V211H110ZM128 212H130V211H128V209H127V212L125 213V214H127ZM159 212V211H158ZM157 212V213H158ZM161 212H162V210H161ZM184 212V211H183ZM190 212V211H189ZM13 213H14V216H13ZM99 213V212H98ZM122 213V212H121ZM124 213V212H123ZM123 213H122V216H124L125 217V214L123 215ZM147 213V212H146ZM156 213V214H157ZM164 213V212H163ZM166 213V212H165ZM164 213V214H165ZM167 213H170V211H168ZM79 214V215H80ZM99 214V215H100ZM109 214V213H108ZM120 214V213H119ZM128 214H130V213H128ZM173 214V213H172ZM177 214V213H176ZM193 214V213H192ZM196 214V213H195ZM79 215H77V216H79ZM98 215V214H97ZM96 215V216H97ZM109 215H111V214H109ZM113 215V214H112ZM111 215V216H112ZM116 215V214H115ZM142 215H144V214H142ZM141 215V216H142ZM147 215V214H146ZM150 215V213H148V216ZM171 215V214H170ZM184 215V214H183ZM75 216H76V214H75ZM101 216V215H100ZM99 216V217H100ZM120 216V215H119ZM128 216V215H127ZM130 216V215H129ZM129 216H128V219L125 217V220H126V225L128 226H133V224H134V222L132 221V220H134L135 219V217H138L139 218V216H140V214H139V216L137 215V216H134V218L132 217V216H130V217H132L130 220H129ZM152 216H153V214H152ZM159 216V215H158ZM193 216V215H192ZM13 217H18L17 219H14ZM98 217V216H97ZM96 217V218H97ZM99 217H98V220H99ZM102 217H104V216H102ZM113 217V216H112ZM118 217V216H117ZM144 217V216H143ZM142 217V218H143ZM147 217V216H146ZM145 217V218H146ZM149 217H151V215L149 216ZM153 217H157V216H153ZM179 217V216H178ZM182 217V216H181ZM246 217V216H245ZM108 218V217H107ZM114 218V217H113ZM137 218V219H138ZM152 218V217H151ZM161 218V217H160ZM165 218V217H164ZM167 218V217H166ZM182 218H184V216L182 217ZM95 219V218H94ZM109 219V218H108ZM107 219V220H108ZM116 219H118V218H116ZM120 219H122L121 217H120ZM124 219V218H123ZM158 219V218H157ZM185 219V218H184ZM188 219V218H187ZM197 219V218H196ZM202 219V218H201ZM204 219V218H203ZM65 220H67L68 222H70V224L68 223L67 225H71L72 223L74 224V228L76 227L75 226V224L76 225H78V227H80L79 229L78 228H76V229H73V230H76L77 232H76V235L75 234H73L72 233V231L73 230H71L70 231V229L71 228H67L66 227V225H63L64 223H67V222H65ZM90 220H93V219H90ZM111 220H113L112 218H111ZM140 220H141V218H140ZM170 220V219H169ZM182 220V219H181ZM189 220H191V219H189ZM193 220H195V218L193 219ZM211 220V219H210ZM214 220V219H213ZM94 221H96V219L95 220H93V222ZM100 221H101V219H100ZM99 221V222H100ZM119 221V220H118ZM121 221V220H120ZM130 221V224L128 223ZM136 221V220H135ZM151 221V220H150ZM158 221V220H157ZM187 221V220H186ZM205 221V220H204ZM97 222V221H96ZM103 222H105V221H103ZM108 222H109V220H108ZM131 222L133 223L132 225H131ZM137 222V221H136ZM175 222V221H174ZM182 222V221H181ZM216 222V221H215ZM84 223V224H83ZM89 223V222H88ZM95 223V222H94ZM111 223V222H110ZM116 223H117V220H116ZM128 223V224H127ZM243 223V222H242ZM246 223V222H245ZM108 225H109V223H107ZM112 225H115V226H117L116 224H113V222L111 223ZM118 224V223H117ZM121 224V229L118 227L119 225ZM124 224V223H123ZM137 224V223H136ZM180 224V223H179ZM183 224V223H182ZM185 224V223H184ZM188 224V223H187ZM199 224V223H198ZM214 224V223H213ZM94 225H96V224H94ZM97 225H98V223H97ZM125 224H124V227L126 228L127 226H126ZM145 225H147V224H145ZM150 225V224H149ZM177 225H178V223H177ZM190 225V224H189ZM188 225V226H189ZM195 225V224H194ZM197 225V224H196ZM219 225V224H218ZM90 226H93V225H90ZM118 226H117V228L114 230V231H116L117 229H119V232H121L120 230H123L124 231V229H122L123 228V226H122V223L120 222L119 224H118ZM136 226V225H135ZM148 226V225H147ZM154 226H155V224H154ZM172 226V225H171ZM174 226V225H173ZM187 226V227H188ZM220 226V225H219ZM223 226V225H222ZM239 226V225H238ZM69 227V226H68ZM71 227H73V225H71ZM93 227H95V226H93ZM106 227V226H105ZM212 227H213V225H212ZM243 227H244V225H243ZM88 228V227H87ZM89 228H91V227H89ZM128 228V227H127ZM138 228H140L139 226H138ZM151 228V227H150ZM178 228H179V226H178ZM205 228H207V226H205ZM82 229V228H81ZM84 229V228H83ZM129 229V228H128ZM148 229V228H147ZM191 229V228H190ZM223 229V228H222ZM240 229V228H239ZM93 230V229H92ZM109 230V229H108ZM107 230V231H108ZM131 230V229H130ZM157 230V229H156ZM159 230H162V229H159ZM180 230V229H179ZM184 230V229H183ZM192 230V229H191ZM198 230V229H197ZM69 231H70V233H72V235L69 233ZM87 231V230H86ZM106 231V232H107ZM118 231V230H117ZM126 231V230H125ZM124 231V232H125ZM135 231V230H134ZM143 231V230H142ZM189 231V230H188ZM187 231V232H188ZM203 231H204V229H203ZM224 231V230H223ZM228 231V230H227ZM75 232V231H74ZM80 232V231H79ZM87 232H89V231H87ZM113 232V231H112ZM118 232V233H119ZM145 232V231H144ZM149 232H151L150 230H149ZM155 232V231H154ZM166 232V231H165ZM168 232H170V231H168ZM173 232H174V230H173ZM176 232V231H175ZM186 232V233H187ZM191 232V231H190ZM189 232V233H190ZM192 232H194V231H192ZM7 233V234H6ZM68 233H69V236H68ZM84 233V232H83ZM95 233V232H94ZM113 233H115V232H113ZM128 233V232H127ZM134 233V232H133ZM148 233V232H147ZM160 233H161V231H160ZM176 233H178V232H176ZM6 234V235H5ZM13 234V233H12ZM89 234V233H88ZM120 234V233H119ZM124 234V233H123ZM126 234V233H125ZM132 234V233H131ZM130 234V236L132 237V235ZM136 234V233H135ZM141 234V233H140ZM191 234V233H190ZM75 237H74V236ZM84 235V234H83ZM116 235H118V234H114V236H116ZM139 235V234H138ZM144 235V234H143ZM152 235V234H151ZM151 235H150V237H151ZM196 235H198V234H196ZM225 235V234H224ZM87 236V238L86 239H89V237H88V235H86ZM112 236V235H111ZM113 236V237H114ZM130 236H127V239H128V237L130 238ZM153 237L152 238H155L154 237V235H152ZM157 236H159V235H157ZM167 236H168V234H167ZM182 236H183V234H182ZM222 236V235H221ZM13 237V238H12ZM117 237V236H116ZM118 237H120L119 235H118ZM121 237H123V236H121ZM139 237V236H138ZM138 237H136L139 241L141 240V239H139ZM185 237V236H184ZM219 237V236H218ZM81 239H85V237L83 236V238L82 237H80ZM126 238V237H125ZM124 237H123V239H125ZM135 238V239H136ZM151 238V239H152ZM178 238V237H177ZM213 238V237H212ZM119 239H122V238H119ZM131 239H133V237L131 238ZM144 239H146L145 237H144ZM158 239H160V238H158ZM163 239H164V237H163ZM182 239V238H181ZM180 239V240H181ZM184 239V238H183ZM186 239H188V238H186ZM129 240V239H128ZM136 241V242H139V241ZM143 240V239H142ZM141 240V241H142ZM147 240H149V242H152V241H150V239H147ZM170 240V239H169ZM176 240V239H175ZM219 240V239H218ZM261 240V239H260ZM264 240V239H263ZM121 241V240H120ZM126 241V240H125ZM144 241V240H143ZM142 241V242H143ZM160 241H161V239H160ZM164 241V240H163ZM168 241V240H167ZM166 241V242H167ZM172 241V240H171ZM135 242V243H136ZM145 242V243H144ZM143 242V244H146V241H144ZM148 242V241H147ZM149 242H148V244H149ZM154 242V241H153ZM152 242V243H153ZM260 242V241H259ZM0 243H1V241H0ZM184 243H186V242H184ZM188 243V242H187ZM138 244V243H137ZM136 244V245H137ZM139 244H140V242H139ZM139 244L137 245L138 246V248H140L139 247ZM157 244V243H156ZM155 244V245H156ZM262 244V243H261ZM79 245V243L77 244V246H75L76 248L77 247H80V246H78ZM108 245V244H107ZM134 245V244H133ZM141 245H142V243H141ZM164 245V244H163ZM165 245H166V243H165ZM164 245V246H165ZM171 245V244H170ZM169 245V246H170ZM85 246V245H84ZM132 248H133V246L132 245H130ZM137 246H136V248H137ZM94 247V246H93ZM92 247V248H93ZM142 247V246H141ZM147 247H149V246H147ZM175 247V246H174ZM177 247V246H176ZM72 248L74 249L73 250V252H74V254H75V256H74V254L72 253ZM91 248V247H90ZM130 248V247H129ZM135 247H134V249L135 250H137ZM183 248V247H182ZM187 248V247H186ZM121 249V247L119 248V250ZM122 249H124V248H122ZM133 249V250H134ZM160 249V248H159ZM171 249H172V247H171ZM189 249V248H188ZM77 250H80V251H78L79 253L77 254ZM90 250V249H89ZM118 250V249H117ZM118 250V251H119ZM130 250H132V249H130ZM130 250H128V251H126V249L125 250H123V251H125V252H128L129 253V251ZM134 250V251H135ZM139 250H142V248H140ZM156 250V249H155ZM162 250V249H161ZM170 250V249H169ZM183 250V249H182ZM194 250V249H193ZM218 250V249H217ZM75 251H76V253H75ZM164 251V250H163ZM215 251V250H214ZM83 252V253H82ZM93 252V251H92ZM105 252V251H104ZM133 251H131L130 253H132ZM136 252V251H135ZM138 252H140V251H138ZM137 252V253H138ZM144 252V251H143ZM142 252V254H144ZM150 252V251H149ZM153 252V251H152ZM157 252V251H156ZM168 252V251H167ZM173 252V251H172ZM176 252V251H175ZM174 252V253H175ZM205 252H207V251H205ZM261 252V251H260ZM41 253V254H40ZM44 253L42 254V256H44ZM72 253V254H71ZM94 253V252H93ZM102 253V252H101ZM119 253H121L120 251H119ZM118 253V254H119ZM124 253V252H123ZM127 253V254H128ZM129 253V254H130ZM137 253H134L135 255L137 254ZM160 253V252H159ZM164 253V252H163ZM173 253V254H174ZM195 253H197V252H195ZM194 253V254H195ZM204 253V252H203ZM219 253H220V251H219ZM262 253V252H261ZM40 254V256H38ZM80 255V256H77V255ZM105 254V253H104ZM127 254H123V256H122V254L121 255H119L120 256V258L122 257V258H125L126 257V259H127ZM128 254V255H129ZM134 254H132V255H134ZM139 254V253H138ZM138 254H137V256H138ZM157 254V253H156ZM155 254V255H156ZM165 254H166V252H165ZM255 254V253H254ZM66 255H68V257L71 259V260H69V262H67L68 261V257H67V261H65V257H66ZM73 255V256H72ZM131 255V254H130ZM131 255V257H135V255L134 256H132ZM141 254H139V256H140ZM154 255V256H155ZM159 255V254H158ZM163 255V254H162ZM172 255V254H171ZM183 255V254H182ZM223 255V254H222ZM221 255V256H222ZM41 256V257H42ZM47 256V257H46ZM71 256V257H70ZM97 256V255H96ZM102 256V255H101ZM108 256V255H107ZM125 256V257H124ZM143 256V255H142ZM142 256H140L141 258H142ZM146 256H147V253H146V255L144 256V258L146 259ZM160 256H161V254H160ZM187 256V255H186ZM209 256V255H208ZM217 256V255H216ZM92 257V256H91ZM97 257H99V256H97ZM149 257H150V255H149ZM191 257V256H190ZM212 257H213V255H212ZM223 257V256H222ZM52 258V259H51ZM102 258V257H101ZM106 258V257H105ZM141 258H139V259H141ZM144 258H142V260L144 259ZM148 258V257H147ZM210 258V257H209ZM209 258H208V260H209ZM261 258V257H260ZM264 258V257H263ZM96 259V258H95ZM107 260L109 259V258H106ZM112 259V258H111ZM129 259H131V258H129L128 257V260ZM135 258H133L132 260H134ZM153 259H154V257H153ZM192 259V258H191ZM211 259V258H210ZM258 259V258H257ZM102 261V259H99V261ZM106 260V261H107ZM121 260H124V259H121ZM127 260V261H128ZM131 260V262L133 263V262H135V261H132ZM186 260V259H185ZM244 260V259H243ZM40 261V260H39ZM104 261V260H103ZM130 261V260H129ZM145 261H148L149 262V260H145ZM145 261H144V263H145ZM163 261V260H162ZM180 261V260H179ZM198 261V260H197ZM246 261V260H245ZM6 262V263H5ZM49 262V263H48ZM51 262V263H50ZM131 262H129V263H127L126 262V264H130ZM141 262H143V261H141ZM141 262L139 261V263L138 264H141ZM148 262H146L147 264H148ZM199 262V261H198ZM203 262V261H202ZM213 262V261H212ZM220 262V261H219ZM228 262V261H227ZM37 263H38V261H37ZM42 262H41V264H43ZM88 263V262H87ZM91 264H92V262H90ZM106 263V262H105ZM110 263H111V260H110ZM119 263V262H118ZM123 263V262H122ZM122 263H120V264H122ZM131 263V264H132ZM136 263V264H137ZM150 264H152L151 262H149ZM160 263H162V262H160ZM173 263V262H172ZM216 263V262H215ZM38 264H40V262L38 263ZM81 264V263H80ZM94 264V263H93ZM97 264V263H96ZM99 264H101V263H99ZM108 264H109V261H108ZM123 264H125V263H123ZM134 264V263H133ZM143 264V263H142ZM179 264V263H178ZM196 264V263H195ZM198 264V263H197ZM204 264V263H203ZM226 264V263H225Z\"/></svg>",
	"mask_w": 264,
	"mask_h": 264
}]
</instances>
